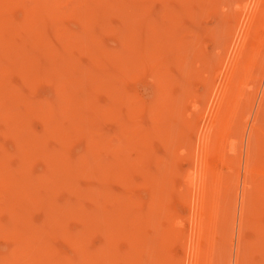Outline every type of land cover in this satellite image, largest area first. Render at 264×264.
<instances>
[{
  "label": "rangeland",
  "instance_id": "374dc122",
  "mask_svg": "<svg viewBox=\"0 0 264 264\" xmlns=\"http://www.w3.org/2000/svg\"><path fill=\"white\" fill-rule=\"evenodd\" d=\"M23 1H24V3H21V0L13 1V3H12L13 5L10 4L11 7L13 6L12 7L13 9L9 6V10H7V12H10L9 14L12 13L11 16H15L16 15L15 17H17V19L18 18L21 19L24 16L25 12H26L25 8H27L28 5H29V7L31 5H33L32 4L33 2L30 1V0H28L29 2L26 1V0H23ZM57 1H58V5L57 6H58L59 10H62V11H60V13L64 12L63 13L64 16L61 14L60 17H58V19H60V20H58V22L56 21L57 23H56L55 27L59 28V30L56 31L54 29V27H52L50 24L45 25L46 28L44 26H40V23L42 21L38 24L39 25L38 29L41 30L40 32L42 33L43 39H44L46 33H48L47 36H49L50 39L47 36L45 37L46 39H48L51 42L50 43L47 40V42H49L48 45L50 46L52 44V47L50 46V48H53V45H54V48L52 50H56L57 52L60 51L61 54H53V53H51L50 54L51 57H52V54H53L55 58L52 57V59H51L50 55H49V58L48 57L44 58L45 56L48 55V54L46 55L44 53V49H42V47L39 46V44L37 45V43H36V45H35V43H33L34 45H31L32 47H30L29 46L30 45L29 42L24 44L25 45V49L23 50V52L22 51L20 52V51H17V50H16V52L12 51V52H14V54H13L14 56H12L13 58H11V53H12L11 51H10V53L9 52L6 53L5 55L3 54L4 56L1 55L2 53L0 54V59H1L0 61L2 63H4L5 65H7L8 63H9L8 65H10V67L8 68V65L5 67V65L3 66L2 64H0V69L2 71V72H0V74L1 73L4 74V76L1 74V77H0V79L2 78V76L4 77V78H2V80H3L2 82L3 83L0 80V82L2 83V84H0V87H1V85L4 84V82L6 83V81H7V83H8V85L6 83L8 89L7 88H0L1 89L0 90L1 91L0 92V96H1L0 100H1V98L3 96L2 100H1L2 103L0 101V103H1L0 104V117L2 118V119H0L1 120L0 121V131H2V132H0V143H1L0 146L5 147V148L1 147L4 150L0 149V152H3V154L0 153V157H3L4 158L3 160H5L4 161V167L6 168L5 172H6V176H7L6 177L5 174H4L5 172L0 169L2 171V172L0 171V181L3 179V182L6 183V184H3L2 181L0 182V184L2 183L0 185V192H1L0 193V197H2V198H0V204H1L0 205V226L2 227V228L0 227V251H4V252L7 251V253H8V250H10V251H11V249L15 250L13 246H15V245L18 246L19 245L18 246L19 250H18V247L15 246V247H17V249L15 251L18 254L15 253V252L13 253V255L16 254L15 260H14V256L12 255V253H11V256L9 255L10 256L9 259H11L9 264H17V263L18 264H23V263L24 264H32L37 256H38L37 257L38 259H36V260H38V261H40V259H42V257H44V259H46V258L48 259L49 258L51 260L52 255H49V253L53 254V256L56 257V259L54 257V261H56V262L58 261V263H55V262H53V261L51 262L49 260V262L51 264H53V263H55V264H65L67 262L70 263V264H91V263H93V261L91 260L92 261L91 262L90 261L91 258L88 257V256H92V259H93L94 256H96L97 257L96 260L100 258L98 256V254H96L97 250L94 249L95 247L98 249V252L101 251L100 252L101 253L100 256L103 258V260L101 258L100 261H104L105 259L107 260V261L105 260V262H100L99 261L98 264L99 263L106 264V262H107V264H191L192 243H193V239H194L195 218H196L197 204H198L197 186H196V184L193 185V186H189L188 184H186V182L183 181L182 174H183V172H185L186 170H188L192 166V162H193V158L192 157H194V154L196 156V162H197V164L195 166L197 167V171H198V167H199L198 161L200 159L202 134L200 136L197 135V129L196 128L197 127L199 128L200 126H202V124H204V126H203L204 128H206L205 125H208L209 118L212 115V112H213L214 107H215V103L217 101L216 97H217L218 92L216 93L215 96L213 95V93H214V91L217 88L220 89V87L223 84V80H225V77H226L225 75H226V72H227V68L225 66L226 62L224 60L226 59V56H228V54H229V50H228L229 47L226 48V45H227L226 43L227 42L225 40H228V36L227 35H228V31H229L230 27H233L235 29L236 26H238L240 24V22H242V20L245 19L244 17H246L245 16V14H246L245 10H243L241 8H236V4L239 1H241V0H239V1H237V0H127V1L126 0H112V1L111 0H102L101 1L100 0V1H96L97 3L91 2L92 0L91 1L90 0H80V1L79 0H75V2H74V0H67V1L66 0H57ZM77 1H79V2H77ZM82 1H83V3H82ZM244 1H246V0H244ZM14 2H15L16 5H14ZM60 2H61V5L63 3L64 4L66 3L65 4L66 6H64V4H63V6H61ZM101 2H103V3H101ZM127 2H129V3H127ZM133 2L136 4V6L141 7V5H142V9L144 11L140 10L141 8L140 9L137 8V7L133 8L135 5L134 6H130V5L134 4ZM142 2L144 4H142ZM249 2H252V0L251 1L247 0V3L244 2V3L247 4L246 7L248 6L247 8H249V6H251ZM18 3H20V4H18ZM25 3L28 4V5L27 6L23 5ZM75 3H76V5H75ZM100 3L103 4V5H101ZM199 3H202V4H199ZM77 4L78 5L80 4L81 6L80 5L78 6ZM87 4H88V8H87ZM139 4H141V5H139ZM126 5H127V7H126ZM145 5H147L146 6L147 8L145 7ZM16 6H18V7H16ZM23 6L25 8H23ZM143 6L145 8H143ZM148 6H149V8H148ZM72 7H74V8H72ZM76 7H79L77 9L80 10V11L77 10V14H76V9H75ZM112 7H113V9H112ZM64 8H67V10L66 9L64 10ZM127 8H128V10H127ZM11 9H12V11H11ZM72 9L75 10L74 11L75 13L71 12ZM85 9L86 10L88 9V12ZM89 9H92L91 11H93V12L96 11L95 12L96 15L93 12L90 13ZM133 9L134 10L137 9L136 10L137 13H138V11L139 12L142 11V12H141V14L140 13L137 14ZM81 10L82 11L84 10L86 13H84V11L81 12ZM148 10H150V11H148ZM100 11H102V12H100ZM68 12H69V15H68ZM79 12H81V14ZM132 12L133 13L135 12L138 17L135 15V13L132 14ZM78 13H79V15H78ZM83 13H84V17H83ZM2 14L3 13H1V15H0V19L1 20L3 19V17H4L3 15H5V13L3 15ZM66 14L68 16H66ZM70 14H72V15H70ZM85 14L87 16H85ZM131 15H132V18H131ZM129 16H130V18H129ZM133 16L136 17L137 19L133 18ZM140 16H142V17H140ZM71 17H73V18H71ZM80 17L83 18L82 21L84 20L85 21L84 23L81 21ZM91 19H93V20L90 21ZM138 20L140 22L142 20V22L139 23ZM145 20H147V21H145ZM261 20H260V22L258 21V22L254 23L255 24L254 26L256 27V29L258 27H260L257 30H259V31L262 30L261 33H263V35L261 34V36L259 38L260 39L259 42H258V39H257L258 43L255 40L257 45L260 44L259 45L260 47H259L258 51H260L261 54H262V56H261L260 52H258V56H260L261 58L260 57H256L257 58L256 59L257 63L260 62L259 66H258V64H255L258 68L257 67L256 68L252 67L250 73L248 71L249 69L245 68V70H243L241 75H240L241 77L239 76L241 78L242 82L239 81L240 79L238 78V81H237L238 83H236V86L235 87L232 86L233 88H235V90H233L234 92L231 91L232 96L234 95V98L226 100L227 104H226V101H225V104L228 107H226V105H225L226 108H223V109H228V111L226 110L227 111V115H228L227 118H226L227 121H225V119H224V121L226 123L223 121V125L224 126L222 125V127L219 128V129H223V131L221 130V133L219 134V136L216 137V138L219 139V140L217 139L218 140L217 141L218 144L216 143V140L212 144V146L214 147V151H213L214 155L212 156V159L209 160L211 162L210 165L212 164L211 165L212 172H215V170H216L217 173L219 174V176L223 179V181L220 182L219 189H218L219 191L217 193L218 196H216V198L214 197V199H213V202H215L213 204V207H212L213 210L210 213L209 218H208V216L206 218V220L208 219L207 222L211 221L210 220L211 218L212 219L215 218L214 219L215 222L217 221L216 222V226H218L216 229H214V234H216V235H214L213 231H212L213 237L212 236L211 237L213 238V240H215V238H216V242L214 241L215 243H214V247L212 249V253L207 252L208 256H209L208 257V263L210 262L211 264H264V103H263L264 99H262V98H264L263 97L264 96V93H263L264 92L263 91L264 90V88H263L264 87V45H262V43H264V42H262V41H264V27H263L264 26V21H261ZM148 21H150V24H149ZM95 22H96V24H94ZM122 22H123V24H121ZM261 22L263 23V25H262ZM70 23H72V24H70ZM89 23H93V24H89ZM152 23H154V24H152ZM59 24H61V25H59ZM84 24H86V25L89 24L88 27H91L92 30L94 29L93 30L94 38L95 39L97 38L96 42L92 43L93 45H89L90 47L88 46V52L90 50V53L91 52L95 53V51L97 53V50H99V47L97 48V46L100 45L102 47L101 44H103V46H104L103 48L107 47V49H110L112 51V52L110 51V54H113V51H114V53H116L115 57H112V56H114V54L111 56L112 58H114V59L118 58V60L122 59L123 62H126V64H125L126 66H125L124 63H121L122 60L120 61V63L123 64L126 67V69L124 70L126 72H124L123 78L119 79V77L118 78L116 77V79H118L119 81H122V83L117 81V85L115 84V86H121L122 85L124 87V89L121 87L122 91L120 89L118 91L117 90L118 88L117 89L115 88L116 90L114 88H111L112 87L111 86L112 83H113V86H114L115 82L109 81V80H113V79H110V78L107 77L108 75L111 76V73L114 71V67H115V73H113V76H115L114 74H116L117 71L118 72L122 71L121 70L122 67H121V65H120L118 60H116V59H115L116 61L114 60L116 64H114L113 62H112V64H108L109 62L111 63V61H110L111 59H108V55H106V54H105V56H107V59H104L103 58L104 54L102 55V53H100V55H102L101 58L99 57L98 54H97L98 56L97 55L96 56L99 57L100 59L103 58L104 60L101 62L99 60V58H98L96 60V63H95L93 58L90 59L91 54H90V56H87V54L89 55V53L87 52V50L83 49L84 46L79 45L80 47L79 48L77 47L78 48L77 49L76 46L74 47V44H72L73 46L69 45L68 49L70 48V50H68V49H65L64 46L61 45V44H63L62 41H66V40L60 39L61 36H59V33H60V35L63 34L62 36L64 38L65 34H66L65 35V37H66L70 33L78 32L80 30V27H83ZM137 24H138V26H137ZM140 24H141V26H139ZM86 25L84 27H86ZM166 25H167V27H166ZM179 25H181V26H179ZM59 26L63 27V28H60ZM261 26H262V28H261ZM137 27H139V29ZM153 27H155V28L153 29ZM22 28L23 27H21L17 32H16L17 29L14 30L15 32H11L13 37L8 35L7 38L11 37L10 38L11 40L10 39H7V40L8 41L9 40L10 41L14 40V43H15V41L17 42L20 39L18 36L19 35L22 36L20 33H22V32H23L22 34L25 33L26 28H24V29H22ZM40 28H43V29H40ZM44 28L48 30L46 33H44ZM51 28H53V29L51 30ZM66 28H67V30L70 28V30H68V31H70V32H68V34H67V31H65ZM62 29H63V31H62ZM112 29L114 31H112ZM20 30H21V32H20ZM101 30H103V31H101ZM151 30L155 31V32L153 31V33H155V36H156L154 38V40L159 38L158 41L156 40L155 43H158V42L161 43L162 40H165V41H162L161 45L159 43H158L159 46L158 45L156 46V44H155L156 47L154 45H152L151 41L153 42V40L150 39V37H151V34L153 36V33L150 34V32H152ZM160 30H162V31L160 32ZM174 30H175V32H174ZM111 31H112V33H111ZM122 31H124V32H122ZM132 31H134L133 32L134 34L132 33ZM139 31H142L143 33L142 32L139 33ZM18 32H19V34H17ZM103 33H104V35H103ZM128 33H132L134 36L128 37L127 36ZM161 33H162V35H161ZM16 35H17V37H15ZM81 36L84 37V34L81 35ZM127 37H128L127 40H129V39L133 40L134 39L133 42L130 40V42H132L131 44L130 43L128 44V45H131L130 47H128L127 44H126V46H124V44H125L124 42H127L126 39H125ZM16 38H19V39H16ZM135 38H137V39L135 40ZM32 40H34V38L31 39V41H30L31 44H32ZM45 40H43V42H45ZM87 41H88V39H87ZM122 41H124V42H122ZM252 41H254V40H252ZM119 42L120 43L122 42L121 43L122 44V48H124V49L121 48V45L119 44ZM138 42H139V44H138ZM142 42L144 44H142ZM88 44H90V42H88L87 45ZM96 44H98V45L96 46ZM166 45H168V47ZM152 46L155 47L154 49H156V51H155L156 53L154 52V49H152L153 48ZM62 47L65 50L61 49ZM81 47H82V49H81ZM125 47H126V50H125ZM145 47H146V49H145ZM261 47H262V50L260 49ZM72 48H74V49H72ZM128 48H132V49H128ZM147 48L149 50H147ZM37 49L39 51V54L37 53L38 52ZM93 49H95V50H93ZM141 49L142 50L145 49V50H143L145 54H147L148 56H151V57H155V58L154 59L152 58L153 60L150 61V59H151L150 57H149L150 59H148L145 56V54L142 56L143 51H141ZM164 49H166V50H164ZM129 50L132 51V52H130ZM225 50H227V51H225ZM35 51H36V53L34 54ZM67 51L71 52V53H69V54H71L70 58H67V57H69V54H68ZM121 51H122V53H124V55L121 53ZM40 52H41V54H40ZM72 52L74 54H72ZM127 52H129V53H127ZM31 53L33 54L34 57H36L37 54L39 55V57L36 58L37 61L40 60V58H42L40 61H38L39 63H36L37 61L35 62L36 59H33L34 57L32 55H30ZM117 53H119V54H117ZM8 54H10V55H8ZM16 54L18 55V58H21L22 56L23 57L26 56L25 58H27V56H28V58L31 57V59L29 58V60H27L28 62L31 63L30 66L33 65V68H34V70H33V68H32V70H30V72L32 71L31 73H34L35 69H38L40 71L38 72L36 70L35 73L37 72V74L34 73V74H32V76H30L31 73H29V70H28V69H30V67L28 65L29 63L25 64L24 61L22 62L25 65H27L29 68L27 66H26L27 68L24 67L23 66L24 64L22 65V63H21V65L19 64L21 66L20 67L18 65V63H19L18 61L21 62L23 59L25 60V58L22 57L21 58L22 60H20V59L18 60L17 57L15 56ZM136 54H138V55H136ZM179 54L181 55V57H180ZM41 55H43V56L41 57ZM165 55L167 57H165ZM64 56H65V58H64ZM72 56H73L72 60L77 58L76 59V62H77L76 64L79 65V63H80V67L81 68L76 66L75 62H71L70 61ZM137 56H139L141 59L139 57H137ZM2 57L6 58V60L8 62H6V60L3 59ZM134 57H135V59H134ZM143 57H144V60L147 58L146 60H148V62L145 60V63H144V60L142 59ZM223 57H224L223 61L225 63L222 62V64H221V58H223ZM8 58H9V60H8ZM78 58H80V59H78ZM84 58H85V60H84ZM218 58L220 59V62H219ZM258 58H260V60L262 62L260 60H258ZM48 59H50V61H48ZM60 59H61V61H60ZM88 59H89V61H88ZM158 59H160V60H158ZM12 60H13V62H12ZM14 60L15 61L17 60V61L14 62ZM32 60H34V61H32ZM67 61H70L71 65L73 64L71 66L73 69L69 68L70 65L67 66V63H66ZM91 61H92V63H91ZM33 62L36 63V67L34 66ZM52 62L55 63V64H53ZM93 62H94V64H93ZM218 62H219V64H218ZM81 63L82 64L84 63L83 64L84 66L81 65ZM117 63L120 65L121 68H117L116 69ZM154 63H156V64H154ZM151 64H152V67H151ZM153 64H154V66H153ZM177 64H179L178 67H177ZM220 64H221L222 67L219 66ZM53 65L54 66L57 65V68L55 66V70L56 69L57 70L55 71L53 69L55 72L51 73L52 68L54 67ZM64 65L66 66L65 69H64V67H65ZM85 65H86V67H85ZM110 65H113V66H110ZM131 65L134 66V68H130ZM137 65H138V67H137ZM12 66H14V67H12ZM58 66H60V67L64 66V67H61L62 71L58 69V68H60ZM19 67L21 68V72L20 73H19V71H20ZM75 67H77V68H75ZM82 67H83V69H82ZM90 67H91V69H90ZM153 67H155V68L153 69ZM224 67L226 68L225 71H224ZM7 68L9 69V71H7ZM22 68L23 69L26 68V69L23 70ZM85 68L87 69V71L85 70ZM88 68H89V70H88ZM11 69H12L13 72L11 71ZM66 69H69V70H66ZM78 69H79V73L80 74L77 73ZM105 69H109V70L105 71ZM132 69H135L136 71H134ZM155 69L157 71H159L160 73L155 71ZM219 69L221 71V74H220V71H217ZM58 70H59V75H61L65 79L64 81L60 82V80H58L56 82L57 77L59 76V75H57L58 74ZM63 70H64L65 74L63 73ZM4 71H5V73H4ZM24 71H25V73H23ZM46 71H48V72L46 73ZM65 71H67V72H65ZM69 71H72V72H69ZM82 71H85V72H82ZM68 72H69V75H68ZM22 73L24 74L25 77L22 75ZM53 73H55L54 74L55 76L53 75ZM62 73L65 76H68V77H64ZM82 73H84V74H82ZM107 73H110V74L107 75ZM151 73L152 74L155 73L156 75L155 74L152 75ZM246 73L248 75L249 74L250 75L252 74V75L249 76L250 78L246 75V77H248V79L243 80L244 79L243 76H245ZM77 74H79V75H77ZM150 74L153 76V78H151L152 76ZM21 75L24 78H22ZM26 75H29L30 77L29 76L27 77ZM88 75H89V77H88ZM98 75H100V77ZM103 75L105 76V78H103L104 77ZM38 76L39 77L41 76L40 80H42V81L39 80ZM75 76H77V77L74 78ZM54 77L56 78V80H55ZM60 77H58V78H60ZM62 77L60 78L61 80H62ZM94 77H95L96 80L93 79ZM50 78H52V79H50ZM71 78H72V80H71ZM81 78H82V80H81ZM99 78H101L102 80L99 79ZM106 78H107L106 82H102L103 80L105 81ZM67 79H68V81H67ZM76 79L78 81H76ZM116 79L114 78V80H116ZM25 80H28L29 83L30 82L31 83L29 84ZM49 80H50V82H49ZM74 80H75L74 83L76 85L74 83H72V81H74ZM79 80H81V81H79ZM97 80H99V81H97ZM153 80H156L155 84H154ZM161 80H162V85H163V83L167 82L165 84L166 87H164V85L163 86L160 85L161 84ZM46 81H47V84L45 83ZM10 82H11V84H10ZM63 82H64V84H62ZM76 82H78V83H76ZM80 82L82 84H80ZM90 82H92L93 85H92V83L90 84ZM65 83H70V84L68 86V84L65 85ZM110 83H111V85H110ZM48 84H49V86H48ZM208 84H210V85H208ZM50 85H51V87H52V85L54 87H52V89H51ZM55 85L58 86V87L56 88ZM81 85H83V86H81ZM159 85H160L161 88L164 87L166 89H164V88L160 89ZM62 86H63V89L65 91L63 90L62 94H60L59 92L57 94L58 88L62 87ZM85 86H86V88H85ZM89 86H90V88H89ZM19 87H20V89H19ZM78 87H79V89L81 91L79 89H77ZM87 87H88V89H87ZM100 87H101V92L98 93V91H100V89H99ZM13 88L16 90V93L20 92L19 93L20 97H21V95L22 96L24 95V98L26 96V99L22 98L23 100L21 102V101H18L19 99L17 100L15 98H13L14 97L13 95H11V97H8V92L9 91H13L14 90ZM31 88H32V91H31ZM45 88H47V89H45ZM66 88L69 89L67 92H66V90H67ZM5 89H7L8 92ZM11 89H13V90H11ZM17 89H19V90H17ZM71 89H73V90L71 91ZM90 89H91V91H90ZM158 89H160L162 92H159L160 90L158 91ZM86 90H87V92H86ZM156 90H157V92L160 93L159 94L160 96L159 95L156 96L158 94V93L156 94ZM2 91H4V92H2ZM105 91H106V93H105ZM113 91H115V92H113ZM166 91H167V93H163V92H166ZM261 91H262L263 94L261 93ZM75 92H76L75 95L78 94V96H76V97L73 94ZM109 92H110V94H112V96L113 95H117L119 97V99H115V100L114 99L111 100V98L108 99ZM120 92L122 93V96H121ZM4 93L6 94V97H5ZM69 93L71 94V96H73V99H72V97L70 96ZM79 93H81V94L84 93V94L80 96ZM86 93H88V95H90V97ZM162 93H163V95H162ZM31 94H34L33 95L34 97ZM53 94H56V95L54 96ZM59 94L61 95V98H60ZM65 94H68V95H65ZM98 94H100V95H98ZM106 94H107V96H106ZM129 94H130V96L132 94L131 97L132 98H136V99H132L131 97H130V99H128L129 97H127V96H129ZM261 94H262V96H260ZM84 95H86V96H84ZM161 95L162 96L166 95V96L164 98H161ZM101 96H103L105 98H103ZM77 97H79L81 99H79ZM150 97H151V99H150ZM153 97H155L157 99L158 98L159 99H164L163 103L166 106H169V110H171V112L168 111L167 115L165 113V115H164L165 119H164V124L163 125H161V123L159 121L150 120L145 115H142V117H140L139 125L146 126L148 128H151L152 126L159 127V128L161 127L160 128L161 130L159 129L161 133L158 131L157 128H156V130L159 132V134L156 131L155 132L153 131L154 133L153 132H150V133L148 132L147 133L148 136H147L146 142H148V144H149L148 145L149 148H148L147 151H145L144 148L141 149V147H142L141 143L137 144L135 147H130L129 145H128L129 147L127 145H125L126 148H123L124 146L122 147V151L124 152V155L127 156V158L130 157L129 158L130 161H133V160L141 161V163H136V165L134 164L135 166L127 164L128 165V168H127L128 171L126 172L127 175H125L124 174L125 170L123 169L124 170L123 171L121 169V165L118 166L119 164H116V163H119V161L116 162L118 160L116 156L119 153L117 152V154H116V151L114 150L115 151L114 152L112 150V148H110V150H109L107 145H110L111 147L116 148V146L119 144L118 143L116 145L117 140H118L117 139L118 138V134H119L118 128L120 129L121 127L125 128L127 126H130V121L127 119V115L129 113V111H131L136 106L135 102L137 103V105H144V108L148 109L146 106L148 104H150L151 101L152 102L154 101L155 98H153ZM31 98H33V99H31ZM42 98H44V99H42ZM86 98H90V99L93 98V99L90 100V99H86ZM239 98H241V99H239ZM12 99L16 103V107H14L16 109L13 108V106H14L13 103L14 102H13ZM41 99H42V101H41ZM69 99H71V100H69ZM3 100L5 101L4 102L5 104H3ZM38 100L41 103V105L42 104L45 105V108H49V107H50V109L54 108L52 110L54 111L53 112L54 115H55L54 117H56V118L54 120V123H53L52 127L55 126L54 125V124H56L55 121H57V124L58 123L59 124L62 123V124H60V127H61V131L63 133L60 132L59 135H61V138L63 136H65V139L62 138V140L60 141V144H59L58 138L59 139H61V138L58 137L57 140H55L56 137H54V136L51 137V135L50 136L49 135H45L48 138L44 137L42 135V138H41V140H43L42 144H40L41 143L40 139L34 141V139L30 140L29 139L30 137H27V136H29V134L34 137L36 134H42L43 133L41 130H43V122L45 120V117H43L44 116L43 115L44 112H42L44 110H41L40 107H42L43 105L39 106ZM55 100H56V102H55ZM30 101L32 102V104L30 105L31 108L33 107V103L35 102V104L37 105V106L35 105V107H36V110H37L38 113L36 112L34 107L32 108L31 112L29 111V113H28L27 109L23 110L24 108H28L27 106L31 103ZM47 101H48V103H47ZM69 101H72V102L69 103ZM17 102H19V105L17 104ZM87 102L92 104V105L94 104V107H90L89 106V108H91V110H94V112H93L94 115H96V114H98V116L102 115V116H100V117H102V119L96 115L97 116V117H95V121L97 122L96 125H94L95 121L93 122V119L90 118L93 115L92 111L88 110L89 112L87 111V113H85L88 108H86L85 111H84L83 106L85 107V105H86L88 107ZM21 103H22V105H20ZM65 103L66 104L68 103V104L66 105ZM258 103H259V105H258ZM48 104H49V106H48ZM50 104H51V106H53L52 108H51ZM72 104L75 107V109L82 108L83 110L79 109L81 112L79 110H75L74 107L71 106ZM9 105H10L11 108L7 107ZM68 105H70L71 107L68 106ZM22 106H24L23 109H22ZM46 106H48V107H46ZM61 106H62L63 109H61ZM2 107H4L5 109L3 108L1 110ZM18 107H20V109L17 110ZM95 108H96V110H95ZM69 109L71 111H73V112L70 111L71 112L70 113L69 111H67ZM101 109L105 110L104 111L105 114L102 113L103 111L102 112L100 111L101 113L98 112ZM106 109H108L107 112H106ZM223 109H222V111H223ZM5 110H9V112L7 113ZM15 110H16V112H15ZM40 110H41V112H39ZM82 111L85 113L84 116L86 115L85 118H84L85 120L83 119V121H86V122H84L85 125H83L84 123L81 122L82 121L81 119L84 117V116L82 117V115H83ZM96 111H97V113H96ZM2 112L4 113L5 116L7 115L6 116L7 118H5V116L3 115ZM17 112H19V113H17ZM20 112H21V114H20ZM65 112L71 114L72 118H77V117L80 116L78 119H76V121H77V123L80 121L82 123V126H84V128L83 127L79 128V126L77 128V123H76V121H74L75 119L72 120V118L69 117L70 115H68L66 117V119L68 117L71 118L70 123L74 121L73 123H71V126H72V124H75L76 126L73 125V128L74 127L75 128L73 129L72 127H69V129L70 128L73 129V130H70V131H72L75 135H73V133H71L72 134L71 135L70 133L67 132V131H69L68 129H64V127L67 126V123L64 124V122H65L64 118H65V115L67 114V113L64 114ZM75 112L76 113L78 112V113H80L82 115L75 114L76 116L73 117L72 114H74ZM118 112L121 115H119L117 118H119L120 120L123 119V120H121L122 121L121 125H120L121 122L119 123V121H120L119 119L114 118V120H113V117L118 115ZM142 112L145 113V110H143ZM22 113L24 114L23 117H26V114L29 115V114L33 113L34 115L32 114L30 116L33 117V118L31 117L33 120L36 119L35 121L29 120L30 122L33 123L32 124L33 126L30 124L32 126L30 128L34 127L33 129H31V130H34V131L30 130V132H28L29 129H27L28 127L26 125L29 124V123H26V121H28V120H26V118H25V123L26 124L24 123V125H25V128L27 127L26 128L27 129L26 130L27 131V136L24 139L22 138L25 141V143L20 138V135H19V134H21L19 132L20 130L16 131L17 128L20 125H22V123L24 122V118L22 116H19V115H22ZM106 113H107V116H104V115H106ZM169 113H171L172 115L169 114ZM224 113H225V111H224ZM224 113H223V115H225ZM9 114L10 115L12 114V115L10 116ZM15 114L18 115V116H16ZM37 114H38V116H37ZM52 116H53V114H52ZM108 116H110V117H108ZM111 116H113V117H111ZM12 117L15 118V119H13ZM18 117H20L21 119L20 118L18 119ZM61 117H64V118L61 119ZM86 117H88L89 119L86 118ZM105 117H107V119ZM224 117H226V116H224ZM257 117H259V118H257ZM69 118L67 119V121L69 120ZM96 118L97 119L99 118L101 121H104V122H100V120L98 121ZM109 118H112V119H109ZM186 118L188 120L189 119H191V120L197 119V120H194V122H195V124L197 126V127H195L194 131H193V129L192 130H190V129L188 130L186 124L185 125L182 124L183 123L182 122L183 119L185 121ZM5 119H7V120H5ZM10 120H14V122L13 121L10 122ZM15 120H17V121H15ZM20 120H22V121H20ZM60 120H62V121H60ZM19 121H20L21 124L19 123ZM98 122L102 125V126L100 125L101 128H99V130L100 129L103 130V131L100 130V131H102V135H100V137H99L100 138L99 140H101L102 146H101V144H99L101 147L97 146V148H95V149H97L98 152H96V150L94 149L93 151H89L88 152V155L91 153L93 156H91V154L89 156H87L86 150L85 151L81 150V149H84L82 147V145L85 147L86 146L85 143H86L87 139L88 138L90 139V137H92V136L97 139V137H95V136H96V134H98V132L100 133V131L97 130L98 126H99ZM117 122L119 123V125H118ZM8 123L9 124L12 123V125L15 126V127L18 125V127L14 128L12 125L10 126ZM68 124H69V121H68ZM8 126L12 130L10 128H8ZM13 128L16 129V130H14ZM79 129H80V131H79ZM152 129H155V128H152ZM152 129H151V131H152ZM240 129H241V131H240ZM253 129H254V131H253ZM4 130L7 131V132L11 130L10 131L11 133L13 131L15 133V135L18 134V136H19L18 138L19 139L16 138L14 133L12 135L9 132L11 134L10 135L7 132H5ZM38 130H39V132H37ZM76 130H77V132L78 131L80 132V134L82 135L83 138L81 137V135L78 136L79 132L75 133ZM96 130L98 131L97 133H95ZM250 130H252L251 131L252 133L249 132ZM64 131H65V134H64ZM66 132L69 135H71L70 138L67 137L68 134ZM165 132H166V135L164 134ZM6 134H8V135H6ZM86 134H88V137H87ZM73 136H75V137H73ZM80 138L85 143L83 141H81ZM85 138H86V141H85ZM249 138H251V140H250L251 141V145H249L250 144L249 141H248ZM27 139H29V144H27L28 141L26 143ZM47 139H48V142H47V146H46V143L45 144H43V143H44V141L46 142ZM164 139H165V141H164ZM17 140H18V142H20V141L21 142L17 143ZM105 140H106V143L104 142ZM135 140H137V139H135ZM55 141L57 143H55ZM123 141H125L124 143H126V141L128 142V140H126V139L123 140ZM140 141H141V139H140ZM31 142H33L36 145H34L33 143H32L33 145L30 144ZM76 142H78L79 144L76 143ZM137 142L135 141L134 143H137ZM219 142H221L220 152H219V148H218L219 147ZM247 142H248V144H247ZM37 143H39L40 145L37 144ZM66 143H68V145ZM15 144H22V145H20V146L16 145L17 146L16 147ZM25 144H27V146L30 145V146H28L29 148L27 146H26V148H24ZM49 144H51L50 145L51 147L49 146ZM73 144H75V145H73ZM120 144H122V142H120ZM55 145L56 146H60V147H57V151H58L59 154H61V152H62L61 149H62L63 153L61 155L62 156L65 155L66 159H68V158L70 159V157H71V161L70 160L69 161L72 163V160H73V163L75 164V166H78V167L72 168V169H75L74 172H72V173H76L77 174V175L73 174L74 178H75V176H77L79 178L80 175L78 173L81 174L82 178L80 177L78 179L76 177V179H78V181H79V182L77 181L78 183L76 182V184H77V186L80 185L79 187H76V184H75L74 180H73V183H71V181L73 179V177H72V179L70 178L71 176L69 177L71 179V181L68 180L70 183L67 182L66 179L68 178V175H65L64 172L57 173L58 175L55 174L54 177H53V175H51L49 173V170H48L47 167L50 168V166L52 165L54 160L49 158L50 156L48 155V153L50 152V149H52L51 151L56 150L55 149L56 148ZM44 146L46 148H44ZM19 147L20 148L22 147L23 149L21 148L22 149L21 150ZM64 147H66V148H64ZM6 148H8L9 150H7ZM33 148H35V149H33ZM48 148H49V150L45 151V149H48ZM17 149H19V151H18L19 153H17ZM24 149H25V151H26V149H29V151L30 150L31 151L30 152L29 151L25 152ZM37 149L41 150L42 152L38 150V153H34L33 150L37 151ZM59 149H60V152H59ZM120 149H121V147H120ZM66 150H68L69 152L66 151ZM5 151H8V152H6V154L9 157H7V155L5 154ZM20 151H21V154H20ZM43 151H45V152H43ZM64 151H66V153ZM32 152L37 157L32 155ZM67 152L69 154L71 153V156H69V154ZM25 153L26 154L27 153H31L30 156L31 157L33 156L32 157L33 159L29 155L28 156L30 158H26V154ZM93 153H95V154H93ZM96 153H97V155H96ZM219 153L221 154V157L219 156ZM18 154H20V157H19ZM41 154H43V155H41ZM59 154H57V155L59 156ZM72 154L73 155L76 154L75 158L76 157H78V158H76V159L73 158ZM77 154H81V155H83V154L85 155L86 154L85 156H87L86 157V163H87L88 168H89L90 171L86 170V172L83 173V176H82V173L79 172V171H82V170H80V164H78L80 155L77 156ZM120 154H122V152ZM1 155H3V156H1ZM11 155H13V156H11ZM22 155H23V157H21ZM217 155H218V157H217ZM10 156L12 158H10ZM43 156L45 158H43ZM47 156H48V158H46ZM5 157H7V159ZM219 157H220V159H219ZM36 158H39V159H36ZM221 158H222V160H221ZM10 159H11V161H10ZM28 159H30V162H29ZM45 159H47V160L49 159V161H47ZM77 159H78V161H77ZM88 159H90V162H89ZM6 160H7V162L10 165L6 162ZM21 160H23V161H21ZM24 160H25V163H24ZM35 160H38V161H35ZM45 161L47 162V164H46ZM75 161H77V162H75ZM95 161L97 163L100 161L102 164L103 163L105 164L107 162L108 163L112 162V164H108L107 165V166H109V165L111 166L112 165L110 167V169H109V172H107L108 170H106L104 168V171H106L108 173L107 175L109 177V178L105 179L106 181L100 178V176L102 174H101V172L96 170V168L97 167L99 168V166H97ZM32 162H34V163H32ZM50 162H52V163H50ZM54 162H56V158H55ZM93 162L95 163V165L93 164ZM22 163H24V164H22ZM48 163H50V166H49ZM7 164H8V167L6 166ZM74 164H72V165H74ZM11 165H12V167L14 165V167H13L14 171L13 172H11L12 171V167H10ZM15 165H18L19 168L18 167L16 168ZM21 167H23V168H21ZM26 167H27L28 170L26 169ZM29 167L31 168V170H30ZM126 167H123V168L126 169ZM9 168H10V170H9ZM42 168H43V170H42ZM108 168L109 167H107V169ZM193 168H195V167L193 166ZM15 169H16V171H15ZM22 169H24L25 172H23L24 170H22ZM3 170H4V168H3ZM19 170H22V171L20 172ZM38 170L39 171L42 170V171H40L41 173L46 170L45 172H43L44 176H43V173L40 174ZM29 171H31V173L32 172L33 173L31 174V173H29ZM9 172H10L11 176H8V175H10ZM17 172H18V174H16ZM89 172H91V173H89ZM122 172H123V175H125L123 177L120 176V174ZM13 173H14L15 176L13 175ZM35 173L36 174L39 173L40 175L39 174L36 175ZM45 173L49 177V179H44L45 183H39L38 182V180H39L38 177L39 176H43V178H44L45 177ZM72 173H70L69 175H72ZM23 174H24V177L21 178V175H23ZM26 174H28V175H26ZM60 174L63 175L64 177L63 176H59ZM25 175H26V178H28L30 176L29 178H31V179H33L34 176L35 177L37 176L36 177V178H38L37 180L31 181V182H33V184L35 186H37L38 183L40 185V187L38 185L37 187L33 188L34 186L32 184L31 189H33L34 193H32L33 192L32 190H31L32 192L27 191V189H26L27 182H25V179H26ZM88 175H91V176L88 177ZM12 176H13V178H12ZM56 176H59V178L56 177ZM126 176H128V177L125 178ZM4 177H6V178H4ZM14 177H16V178H14ZM52 177H53V179H52ZM50 178H51V180H53V183L50 180ZM64 178H66L65 179L66 181L64 180ZM4 179H6V180H4ZM61 179H63L67 183L64 184V181H63L62 182L63 185L61 183L59 184V180L62 181ZM15 180L21 181V185L22 186L17 184V186H19V188H17V186H16V188L18 190H15L13 192H12V189L14 190L15 188L11 187V185H8L10 190L8 188L6 189V187H8V186H6L8 183L12 184V182H15V184L14 183L13 184L16 185V181ZM89 180H90V182H89ZM36 182H37V184H35ZM42 184H45V185H42ZM56 184L58 186H56ZM67 184L69 186H71L72 184L73 185L70 188H68ZM91 184L94 185V186H92ZM215 184H218L216 182V180H215V182L212 181L211 182V187L214 188ZM59 185H60V187H59ZM51 186H52V189H51ZM104 186H105V188H104ZM22 187H23L24 191H23ZM28 187L30 188L29 185L27 186V188ZM84 188H85V192L83 191ZM88 188H91V189L94 188L95 192L92 193V194L91 193H86ZM1 189L3 191H1ZM20 189H21V191H20ZM97 189H99V190H97ZM125 189H126V191H125ZM8 190L11 191V194H10V192ZM76 190H77V192H76ZM18 191H20V192L18 193ZM25 191H26V193H25ZM36 191L39 192L38 195H37L38 197L32 198V197L35 196L33 194H36ZM189 191L191 192L190 200H189ZM3 192H4V195L2 194ZM14 192H16L19 195H21V197L20 196L18 197L19 200L17 199L19 202L17 200H15V196L17 198L18 194L15 195ZM78 192L80 194L83 192L81 194V197H80V195H78ZM107 192L108 193H112L114 195H118V194L124 195L125 192H126V195L127 196L130 195V197H131V199L133 201V203H132V205L130 207V210H131L132 214L134 215V217H132L131 213H130L131 215H129V216H131L130 218H133L134 222L129 223V224L127 223L130 218L126 215V213L124 211L119 212V213L115 214V216H114L115 222H124V225L122 224L124 230H122V231L116 230V232L113 230L114 233H116V234L118 233V234L121 235L120 236V235L117 234V236H118L117 238L115 236L114 237L112 236L114 233H112L111 228H110V230H111L110 231L109 228L107 227L108 226L107 214L109 213V210L114 208V207L112 208V206L115 205L114 203H116V198H113V197L112 198H108L105 195ZM20 193H22L23 195L20 194ZM30 193H31V195H30ZM40 193H42V194H40ZM51 193H54V194H51ZM60 193H61V195H60ZM9 194L11 196H9ZM26 194H28L29 196L28 195L26 196ZM50 194H51V196H50L51 198L49 197ZM103 194H104V197L106 199L104 197H102ZM209 194L211 195L212 191ZM39 195H40V197H42V196L43 197L44 196L47 197L48 196L47 200L44 199L43 197L42 198L44 199V202L46 200V202H48L49 204L51 203L50 201H48L49 199L50 200L52 198L55 199L56 196H57L56 199L59 197V199H61V201H59L58 199L55 200V201L52 200L53 202L50 205H48V206L53 205V206H51V208L54 209L55 211H56L55 208H58V207H56L58 205H63V203L65 205V203H66L65 206H67V202L64 201L66 199H70V200H67L68 202H70L69 204H71L72 202H75L74 204H76L77 206L72 203L71 206L74 207V209H72V207L68 204V206H69L68 208H69L70 212L68 211V208H66L64 206L63 207L61 206V208H62L61 211L59 210L60 209L59 208V209H57L56 212L53 211L54 213H51L50 210H48V209L44 210L43 209V207H44L43 206L44 205L43 202H42L43 204L41 203V204H39V206L36 204V202H35L36 200L35 199L38 198L37 202H39V199H40ZM52 195H54V197ZM83 195H84V198H83ZM88 195H90L89 196L90 198L86 197ZM10 197L12 199L9 200ZM101 197L103 199H105V200L102 201ZM42 198H41L40 201H43ZM63 198H65L63 200L64 202L62 201ZM5 199L6 200L8 199V200L6 201ZM20 199H22V200H20ZM25 199H27V201ZM30 199H32V200L29 201ZM74 199H76V200H74ZM242 199H243V202H244L243 208H241V206H240V202H242L241 201ZM2 200H4V201H2ZM13 200H14V202H13ZM208 200H209V198H208ZM210 200H212V199L210 198ZM28 201H29V203H28ZM151 201H153V203H155L154 209L151 208L150 205H149ZM30 202L31 203L35 202V203L31 204ZM22 204H23V207H22ZM29 204L32 207H30ZM208 204H210L209 201H208ZM4 205H5V207H4ZM10 205L11 206L14 205V206H12L13 208H11ZM24 205L26 206V209H25ZM40 205H42V208H40ZM81 205H82L83 208L80 207ZM98 205L102 206L103 209L101 207H99ZM28 206H29V208H28ZM84 206H85L86 209L84 208ZM93 206H96L95 209H93ZM97 206H98V208H97ZM20 207H22L23 209L20 208ZM33 207H34V209L32 210ZM77 207L78 208L80 207V209H78ZM104 207H106V208L108 207L107 211H106V209ZM208 207L210 208V205H208ZM3 208H5V209H3ZM8 208H9V211H8ZM36 208H37V210L35 211ZM45 208H47V206H45ZM64 208H66L67 209L66 211H68L72 215H70L67 212L66 215L69 214L70 216H65V211H64L65 209ZM70 208H71L72 212L74 210V212H73L74 214L71 212ZM10 209H14V210L12 211ZM39 209H42V211L39 210ZM75 209H78V213H77V210L75 211ZM82 209H85L86 211H84ZM104 209H105L104 213H105L106 218L104 217V213L100 211V210L104 211ZM17 210H19V211H17ZM28 210H29V212H28ZM10 211H12L13 213L10 212ZM21 211H23L25 213V215H23L24 213L21 214L22 213ZM25 211L28 212V213L26 214ZM63 211H64V215H63V213H61ZM81 211L82 212L84 211V212L82 213ZM95 211L103 213V214L97 213V215L99 214V217H96ZM29 213H30L31 217H30V215H28ZM79 213H81L80 216H79ZM8 214H9V216H7ZM13 214H15V215H13ZM17 214L19 215V217H18ZM54 214H56V215H54ZM20 215H22L21 217H23V218H27V216H28L27 219H32V220H34L33 222H37V221L40 222L41 221V226L40 225L39 226L40 227L43 226L42 228H44L43 231L40 234L41 236H39V235L36 236L39 232L36 235L34 234L36 232L34 230V228L36 229L35 226L39 227L38 225H36L37 223H33V222L31 223L32 220H30V222H29V220L27 221V219H23V218H22V220H20L19 219V218H21ZM89 215H92L93 217H95L96 219L98 218V219L97 220L95 218L93 219V217H91V219H90ZM188 215H192V219L187 218ZM12 216L14 217V219H13ZM15 216H17V217H15ZM47 216H49V217H47ZM83 216H85V217H83ZM52 217H54V219H56V220H54ZM58 217H60V218L58 219ZM109 217L111 218L110 215L108 216V219H109ZM44 218H46L45 220H47V218H48V220L53 219L54 221H52V222H55V223H52L51 221L48 223V222L44 221ZM81 218L84 220L85 223L81 222L82 221ZM103 218L105 219L106 223H104ZM185 218H187V219H185ZM16 219L18 220V222H16L17 221ZM89 220H90V222H91V220H93V223H95V225L94 224L91 225L92 222H91V224H87V223H90ZM9 221H11V222L14 221V223L13 222L11 223ZM58 221H59V223H58ZM60 221H61L62 225H61ZM21 223H23V225ZM29 223H31V224H29ZM47 223L50 224V225H48ZM32 224H33L34 228L32 227ZM43 224H45L46 226L43 225ZM86 224H87V226H86ZM240 224H241V226H238ZM51 225L52 226L54 225L53 229H52ZM20 226L21 227L23 226V227L21 228ZM9 227H11V228H9ZM16 227H18V230L16 229ZM30 227L33 228V230L32 229L29 230ZM61 227L63 229L65 228L66 231H65V229L64 230L61 229ZM83 227H84V229H83ZM3 228H5V229H3ZM42 228H41V230H42ZM75 228H77V230H79V232H80V230L82 228L83 231L80 232L81 233L80 235L77 234L79 232ZM129 228L131 229L130 230L131 233L129 231H127V230H129ZM58 229L61 231L60 234H58V232H57ZM132 229H134V230H132ZM23 230H25V231H23ZM37 230H38V228H37ZM87 230H88V232H87ZM29 231H32L33 233L32 232H30V233H32V235H35L36 237L35 236L32 237V235L29 234ZM44 231H46V232H44ZM48 231H49V233H48ZM27 232H28V234H27ZM105 232H107V233H105ZM119 232H121V233L125 232V235H123V233L121 234ZM126 232H127V234H126ZM128 232H129V234H131V236L128 235ZM18 233H19V236H18ZM43 233L44 234L46 233L45 237H44ZM53 233L56 236H54ZM84 233H85V236H84L85 239H83L84 237L82 236ZM103 233H105L106 235L107 234H111V236L110 235L107 236V237L110 236L109 239L111 237L113 238V240L116 238L113 241V243L110 244V246L106 245L107 246L106 249H105V246H104L106 244V240L104 241V239H106V238L103 237V236H105V234H103ZM179 233H183V234H179ZM42 234H43V236H42ZM72 234H74V235H72ZM50 235L51 236L53 235L52 236L53 238H50L51 237ZM59 235H61V237ZM181 235H183V238H185L184 236L187 237L186 248H185L184 243H182L181 240H180V236ZM20 236L24 237V238L22 239ZM47 236H48V238H46ZM57 236H59V238ZM68 236H72L70 238L71 239L73 238V240L66 239V238H69ZM11 237H13V238L11 239ZM28 237H29V239H28ZM30 237H31V239H30ZM41 237H44L45 239L44 238L43 239L45 241H46V239H49V238L51 240H49L48 242L47 241L45 242V241L42 240V243L44 244V245H42V243L40 244L41 241H38V239L40 240ZM54 237L55 238L57 237V238L55 239ZM74 237L75 238L77 237L76 238L77 241H76V239ZM155 237L157 239V242H156ZM32 238H34V239H32ZM86 238H87L88 241H84V240H86ZM20 239H22V240H20ZM102 239H103L104 242L102 244H100ZM163 239L165 241H163ZM12 240H13L14 244H13ZM17 240H18V242H17ZM23 240L24 241L26 240V241L22 243ZM34 241L35 242L37 241L38 243H35ZM26 242H27L28 245L26 244ZM28 242H31L30 245H29ZM63 242H65V243H63ZM82 242H84V244L88 243L86 245L87 249H84L85 252H83L84 251L83 249H82L83 251L81 250L83 252L84 256L82 255V252L80 251V249L82 247L83 248L85 247V245H83ZM46 243H47V245H46ZM71 243H73L72 249H71V245H72ZM80 243L83 246L82 245L80 246ZM32 244H34L35 246L32 245ZM48 244H50V246ZM74 245H76V246H74ZM88 245H89V247H88ZM28 246L31 247L32 249L35 248L36 252H37V250H39V252H37V253L40 256L37 255V253H35L34 250H31V248H29ZM38 246H41V247L38 248ZM51 246H52V248H51ZM45 247H48V248H45ZM100 247H104V248H100ZM111 247L113 249L112 252H110V250H112V249H110ZM41 248H45V249H48V250L43 249L44 252H42ZM88 248L91 249L90 250L91 253H90V251H87ZM114 248H115V250H114ZM25 249H26V251H25ZM50 249L53 251V253L51 251L47 252ZM76 249H78L80 253H78V250H76ZM29 251L31 252V254L29 253ZM45 251H46V253L48 255H46ZM54 251H56V253ZM73 251H77V252L74 253ZM21 252H22V254H21ZM26 252L28 254H30V255L26 254ZM60 252L63 253V254H61ZM105 252H106V254L104 255ZM109 252L112 253V254L110 255ZM126 252H128V254ZM32 253H34L35 255H33ZM43 253L45 255L42 256ZM102 253H103V255H102ZM149 253H150V255H149ZM108 254H109V256H108ZM22 255H26L25 256L26 258L25 259L24 258L20 259L21 257H23ZM27 255L29 257L34 258V259L32 260V258L31 259L28 258ZM63 255H64V257L66 255V258H68L67 256L69 255V257L72 260L70 258H68V259L64 258ZM74 255L77 256V257H75ZM86 255H87V257H86ZM103 256H105V257L108 256L107 257L108 259L107 258L104 259ZM17 257H19V258H17ZM58 257L61 258L60 259L61 261L59 259L57 260ZM88 258H90V259L88 260ZM44 259L41 260L42 263L45 261ZM182 259H183V261L181 262L180 260H182ZM16 260H18V261H16ZM36 260H35V262H37ZM52 260H53V258H52ZM178 260L180 262H178ZM35 262H34V264H35ZM45 262L47 264L48 260H46ZM81 262H83V263H81ZM89 262H91V263H89ZM95 262H97V261H94V263ZM39 263H37V264H39Z\"/></svg>",
  "mask_w": 264,
  "mask_h": 264
},
{
  "label": "bare ground",
  "instance_id": "6f19581e",
  "mask_svg": "<svg viewBox=\"0 0 264 264\" xmlns=\"http://www.w3.org/2000/svg\"><path fill=\"white\" fill-rule=\"evenodd\" d=\"M13 1H15V0H0V15H1V13H5V15H3L4 17H3V19L1 20L0 19V54L1 55H5L6 53H10V51L12 52V51H14V52H16V50L17 51H22L23 52V50L25 49V43H27V42H29L30 43V47H32L31 45H34L33 43H35V45H36V43H37V45L39 44V46H41L42 47V49H44V53L47 55V56H45L44 58H49V55L51 54V53H53V54H61V52L59 51V52H57L56 50H52L53 48H54V45H53V48H50V46L52 47V44L49 46L48 45V43L50 42L48 39H46L45 37L48 35V33H46L48 30L47 29H45L46 28V26L45 25H47V24H50L52 27H54V29L57 31V30H59V28H56L55 27V25H56V23L58 22V20H60V19H58V17H60V15L62 14L63 16H64V12L63 13H60V11H62V10H59V8H58V1L57 0H30V1H32L33 3V5H31L30 7H29V5L28 4H23V5H28V7L27 8H25L24 6H23V8H25L26 9V12H25V14H24V16L20 19V18H18L17 19V17H15V16H11V14H9L10 12H7V10H9V6L11 7V5L10 4H12L13 3ZM18 1V0H17ZM23 0H21V3H24V1L22 2ZM26 1H28V0H26ZM67 1V0H66ZM80 1V0H79ZM79 1H77V2H79ZM91 1V0H90ZM95 1V2H94ZM96 1H100V0H92L91 2H93V3H97ZM102 1V0H101ZM112 1V0H111ZM127 1V0H126ZM237 1H239V0H237ZM248 1H251V0H248ZM29 2V1H28ZM27 2V3H28ZM74 2H75V0H74ZM191 2V1H190ZM204 2V1H203ZM244 2H246L247 3V0L246 1H244V0H241V1H239L237 4H236V8H241V9H243V10H245L246 11V14H245V16L246 17H244L245 19H243L242 20V22H240V24L238 25V26H236V28L234 29L233 27H230V29H229V31H228V40H225L227 43V45H226V48H228L229 47V54H228V56H226V59L223 61V59H224V57L223 58H221V64H222V62L223 63H225V66H226V68H227V72H226V77H225V80H223V84H222V86L220 87V89H218L217 87V89L214 91V93H213V95L215 96L216 95V93L218 92V94H217V97H216V99H217V101H216V103H215V107H214V110H213V112H212V115L210 116V118H209V121H208V125H205L206 126V128H204L203 126H204V124H202V126H200L199 128L196 126V124H195V122H194V120H197V119H194V120H191V119H187L186 118V120L184 121V119H183V123L182 124H186V126H187V128H188V130L190 129V130H192L193 129V131L195 130V127H197L196 129H197V135H201L202 134V141H201V152H200V159H199V161H198V164H199V167H198V171H197V167L195 166L196 164H197V162H196V156H195V154H194V157H192L193 158V162H192V166L188 169V170H186L185 172H183V174H182V178H183V181H185L186 182V184H188L189 186H193V185H195L196 184V186H197V199H198V204H197V212H196V218H195V228H194V239H193V243H192V257H191V264H211L210 262L208 263V253L207 252H209V253H212V249H213V247H214V243L216 242V238H215V240H213V234H214V229H216L218 226H216V222H215V218L214 219H210L211 221H208L207 222V220H206V218H207V216H208V218H209V216H210V213L212 212V210H213V204L215 203V202H213V199H214V197L216 198V196H218V189H219V185H220V182H222L223 181V179L219 176V174L217 173V171L215 170V172H212V167H211V165H210V159H212V156L214 155V153H213V151H214V147L212 146V144L214 143V141L216 140V143L218 144V138H216V137H218L219 136V134L221 133V130L223 131V129H219L220 127H222V125H223V121H224V119H225V121H227V111H228V109H223V108H226V107H228L226 104H227V101L226 100H228V99H232V98H234V95L232 96V93H231V91L232 92H234L233 90H235V88H233V87H235L236 86V83H238L237 81H238V78L240 79L239 81H241V73H242V71L243 70H245V68H248L249 70V73H250V71H251V69H252V67L253 68H256L257 66L255 65V64H258V66H259V63L260 62H258L257 63V61H256V57H260V56H258V52H260V51H258L259 50V45H257V43L260 41V36H261V34L263 35V33H261V31H259V30H257V29H259L260 27H258L257 29H256V27L254 26L255 24V22H260V20L261 21H264L263 19H264V0H252V2H249L250 3V5L251 6H249V8H247L246 7V3H244ZM73 3V2H72ZM81 3V2H80ZM82 3H83V1H82ZM101 3H103V2H101ZM100 3V4H101ZM127 3H129V2H127ZM134 3V2H133ZM141 3V2H140ZM177 3V2H176ZM18 4H20V3H18ZM64 4V3H63ZM63 4L61 5V2H60V5L61 6H63ZM66 4V3H65ZM64 4V6H66ZM122 4V3H121ZM126 4V3H125ZM142 4H144L143 2H142ZM153 4V3H152ZM199 4H202V3H199ZM216 4V3H215ZM13 5V4H12ZM14 5H16L15 4V2H14ZM69 5V4H68ZM75 5H76V3H75ZM74 5V6H75ZM78 5V4H77ZM80 5V4H79ZM78 5V6H79ZM93 5V4H92ZM101 5H103V4H101ZM135 5V6H134ZM139 5H141V4H139ZM206 5V4H205ZM20 6V5H19ZM22 6V5H21ZM70 6V5H69ZM72 6V5H71ZM81 6V5H80ZM90 6V5H89ZM94 6V5H93ZM97 6V5H96ZM95 6V7H96ZM129 6V5H128ZM130 6H134L133 8H135V7H137V8H141L140 10H143L142 9V5H141V7H139V6H136V4L134 3L133 5H130ZM129 6V7H130ZM147 5H145V7H146ZM13 7V6H12ZM11 7V8H12ZM16 7H18V6H16ZM60 7V6H59ZM98 7V6H97ZM126 7H127V5H126ZM125 7V8H126ZM144 6H143V8H145ZM192 7V6H191ZM62 8V7H61ZM68 8V7H67ZM67 8H64V10L66 9L67 10ZM72 8H74V7H72ZM77 8H79V7H76L75 9H76V14H77ZM86 8V7H85ZM87 8H88V4H87ZM91 8V7H90ZM100 8V7H99ZM120 8V7H119ZM132 8V7H131ZM147 8V7H146ZM148 8H149V6H148ZM181 8V7H180ZM13 9V8H12ZM12 9H11V11H12ZM112 9H113V7H112ZM205 9V8H204ZM15 10V9H14ZM13 10V11H14ZM86 10V9H85ZM90 10V13L91 12H93V11H91L92 9H89ZM95 10V9H94ZM127 10H128V8H127ZM134 10V9H133ZM136 10L137 9H135L134 11L136 12ZM147 10V9H146ZM145 10V11H146ZM151 10V9H150ZM150 10H148V11H150ZM196 10V9H195ZM24 11V10H23ZM69 11V10H68ZM75 10L74 9H72V13H75L74 12ZM78 11H80V10H78ZM84 11V10H83ZM82 10H81V12H83ZM87 12H88V9L86 10ZM144 11V10H143ZM171 11V10H170ZM81 12H79L80 14H81ZM96 12V11H95ZM95 12H93V13H95ZM98 12V11H97ZM100 12H102V11H100ZM134 12V13H135ZM142 12V11H141ZM141 12H139L138 11V13H140L141 14ZM147 12V11H146ZM152 12V11H151ZM178 12V11H177ZM206 12V11H205ZM66 13V12H65ZM79 13H78V15H79ZM84 13H86L85 11H84ZM84 13H83V17H84ZM133 12H132V14H134ZM137 13V12H136ZM136 13H135V15H136ZM137 13V14H138ZM172 13V12H171ZM101 14V13H100ZM130 14V13H129ZM143 14V13H142ZM68 15H69V12H68ZM67 14H66V16H68ZM70 15H72V14H70ZM93 15V14H92ZM95 15H96V13H95ZM94 15V16H95ZM99 15V14H98ZM97 15V16H98ZM134 15V16H135ZM149 15V14H148ZM147 15V16H148ZM81 16V15H80ZM85 16H87L86 14H85ZM91 16V15H90ZM100 16V15H99ZM124 16V15H123ZM133 16V18H136V17H134ZM137 16V15H136ZM163 16V15H162ZM197 16V15H196ZM2 17V16H1ZM138 17V16H137ZM140 17H142V16H140ZM263 17V18H262ZM66 18V17H65ZM69 18V17H68ZM71 18H73V17H71ZM76 18V17H75ZM88 18V17H87ZM95 18V17H94ZM97 18V17H96ZM123 18V17H122ZM129 18H130V16H129ZM131 18H132V15H131ZM148 18V17H147ZM80 19H81V21H82V17H80ZM89 19V18H88ZM137 19V18H136ZM135 19V20H136ZM146 19V18H145ZM93 19H91L90 21H92ZM125 20V19H124ZM130 20V19H129ZM132 20V19H131ZM143 20V19H142ZM142 20H141V22H142ZM148 20V19H147ZM147 20H145V21H147ZM42 21V22H41ZM57 21V22H56ZM70 21V20H69ZM73 21V20H72ZM103 21V20H102ZM139 21V20H138ZM164 21V20H163ZM41 22V23H40ZM78 22V21H77ZM83 23L85 22L84 20L82 21ZM127 22V21H126ZM140 21H139V23H141ZM144 22V21H143ZM149 22V24H150V21H148ZM155 22V21H154ZM40 23V26H44L45 28H44V33H46V35H45V37H44V39H43V37H42V33L40 32L41 30H39L38 29V24ZM44 25H43V24ZM100 23V22H99ZM132 23V22H131ZM137 23V22H136ZM135 23V24H136ZM262 23V22H261ZM260 23V24H261ZM70 24H72V23H70ZM89 24H93V23H89ZM88 24V25H89ZM94 24H96V22L94 23ZM98 24V23H97ZM121 24H123V22L121 23ZM147 24V23H146ZM152 24H154V23H152ZM172 24V23H171ZM59 25H61V24H59ZM86 24H84V26H85ZM88 25H86V27H80V30L78 31V32H76V33H70V34H68V32H70V31H68V30H70V28L67 30V28L65 29V31H67V36L65 37V35H64V38H63V34L62 35H60V33H59V36H61V38L60 39H63V40H66V41H62V43L63 44H61L62 46H64V48L65 49H68V47H69V45H71V46H73L72 44H74V47L76 46V48L78 47H80L79 45H82V46H84V48L83 49H85V50H87V52H88V46L89 45H93L92 43H94V42H96V40H97V38L95 39L94 38V33H93V30L91 29V27H88ZM168 25V24H167ZM167 25H166V27H167ZM262 25H263V23H262ZM124 26V25H123ZM137 26H138V24H137ZM139 26H141V24L139 25ZM145 26V25H144ZM153 26V25H152ZM179 26H181V25H179ZM21 27H23L22 29H24V28H26V30H25V33L24 34H22V33H20L22 36H18L19 38H16V39H19L17 42L15 41V43H14V40L13 41H10L11 39V37H9V38H7V36L9 35V36H12V33L11 32H15L14 30H16V32L21 28ZM60 27V26H59ZM66 27V26H65ZM72 27V26H71ZM107 27V26H106ZM146 27V26H145ZM151 27V26H150ZM173 27V26H172ZM264 27V26H263ZM60 28H63V27H60ZM104 28V27H103ZM138 29H139V27H137ZM148 28V27H147ZM155 27H153V29H154ZM161 28V27H160ZM175 28V27H174ZM179 28V27H178ZM261 28H262V26H261ZM40 29H43V28H40ZM53 28H51V30H52ZM92 31H91V30ZM150 29V28H149ZM148 29V30H149ZM170 29V28H169ZM228 29V28H227ZM46 30V31H45ZM50 30V29H49ZM50 30V31H51ZM75 30V29H74ZM142 30V29H141ZM24 31V30H23ZM43 31V30H42ZM54 31V30H53ZM61 31V30H60ZM62 31H63V29H62ZM72 31V30H71ZM101 31H103V30H101ZM109 31V30H108ZM107 31V32H108ZM112 31H114L113 29H112ZM112 31H111V33H112ZM117 31V30H116ZM150 31V30H149ZM152 32H150V34L151 33H153V31L154 30H151ZM162 30H160V32H161ZM177 31V30H176ZM20 32H21V30H20ZM122 32H124V31H122ZM130 32V31H129ZM134 31H132V33H133ZM137 32V31H136ZM140 32H142V31H139V33ZM145 32V31H144ZM155 32V31H154ZM166 32V31H165ZM174 32H175V30H174ZM173 32V33H174ZM11 33V34H10ZM100 33V32H99ZM126 33V32H125ZM124 33V34H125ZM132 33H128V37H130V36H134ZM143 33V32H142ZM14 34V33H13ZM17 34H19V32L17 33ZM84 34V37L83 36H81V35H83ZM106 34V33H105ZM132 34V35H131ZM136 34V33H135ZM149 34V33H148ZM149 34V35H150ZM103 35H104V33H103ZM114 35V34H113ZM117 35V34H116ZM119 35V34H118ZM141 35V34H140ZM139 35V36H140ZM161 35H162V33H161ZM180 35V34H179ZM58 36V37H59ZM99 36V35H98ZM97 36V37H98ZM107 36V35H106ZM123 36V35H122ZM126 36V35H125ZM137 36V35H136ZM135 36V37H136ZM147 36V35H146ZM226 36V35H225ZM224 36V37H225ZM226 36V37H227ZM13 37V36H12ZM15 37H17V35L15 36ZM47 37H49V36H47ZM119 37V36H118ZM128 37L127 38H125L126 39V41L127 42H124V41H122V42H124L125 44H124V46H126V44H127V46L128 47H130L131 45H128L129 43L131 44L132 42H133V40H131V39H129V40H127L128 39ZM156 36H155V33H153V36H152V34H151V37H150V39H152L153 40V42L151 41V43H152V45H154L155 46V44H156V46L158 45L159 46V44L161 45L162 44V41H165V40H162L161 41V43H155L156 42V40L158 41V39H155L154 40V38H155ZM163 37V36H162ZM213 37V36H212ZM225 37V38H226ZM263 37V36H262ZM261 37V38H262ZM34 38V40H32V44H31V39H33ZM57 38V37H56ZM102 38V37H101ZM254 38V39H253ZM7 39H10L9 41L7 40ZM46 39V40H45ZM49 39H50V37H49ZM52 39V38H51ZM59 39V38H58ZM87 39H88V41H87ZM137 38H135V40H136ZM142 39V38H141ZM146 39V38H145ZM178 39V38H177ZM198 39V38H197ZM257 39H258V42H257ZM43 40H45V42H43ZM47 40L49 41V42H47ZM68 40V41H67ZM130 40L132 41V42H130ZM252 40H254V41H252ZM255 40H256V42H255ZM87 41V42H86ZM100 41V40H99ZM98 41V42H99ZM142 41V40H141ZM140 41V42H141ZM61 42V41H60ZM88 42H90V44H88L87 45V43ZM121 42V43H122ZM262 42H264V41H262ZM261 42V43H262ZM51 43V42H50ZM120 42H119V44L121 45V48H122V44H121ZM85 44V45H84ZM101 44V43H100ZM105 44V43H104ZM138 44H139V42H138ZM137 44V45H138ZM142 44H144L143 42H142ZM146 44V43H145ZM150 44V43H149ZM256 44V45H255ZM98 44H96V46H97ZM102 45V47L100 46V45H98L97 46V48L99 47V50H97V53H96V51H95V53L93 52H91L90 53V50H89V55L87 54V56H90V54H91V56H90V59L91 58H93V60L95 61V63H96V60L100 57H102V55H103V58L104 59H107V56H105V54L106 55H108V59H111L110 61H111V63L109 62L108 64H112V62L114 63V64H116L115 63V61L116 60H118V58H112V57H115L116 56V53H114V51H113V54H114V56H112L113 54H110V49H107V47L106 48H103L104 46H103V44H101ZM116 45V44H115ZM119 45V46H120ZM148 45V44H147ZM198 45V44H197ZM225 45V44H224ZM262 45H264V43H262ZM261 45V46H262ZM140 46V45H139ZM144 46V45H143ZM154 46H152L153 48L152 49H154L155 47ZM167 47H168V45H166ZM188 46V45H187ZM90 47V46H89ZM263 47V46H262ZM262 47L260 48L261 50H262ZM63 47L61 48V49H64ZM75 48V49H76ZM77 48V49H78ZM136 48V47H135ZM138 48V47H137ZM161 48V47H160ZM182 48V47H181ZM64 49V50H65ZM72 49H74V48H72ZM81 49H82V47H81ZM122 49H124V48H122ZM128 49H132V48H128ZM145 49H146V47H145ZM145 49H143V50H145ZM159 49V48H158ZM157 49V50H158ZM169 49V48H168ZM68 50H70V48L68 49ZM84 50V51H85ZM93 50H95V49H93ZM125 50H126V47H125ZM134 50V49H133ZM142 49H141V51H143ZM147 50H149L148 48H147ZM162 50V49H161ZM164 50H166V49H164ZM37 51H38V49H37ZM72 51V50H71ZM118 51V50H117ZM124 51V50H123ZM130 51V50H129ZM139 51V50H138ZM156 51V49H154V52ZM225 51H227V50H225ZM14 52H12L11 53V58H13L12 56H14L13 54H14ZM68 52V51H67ZM112 52V51H111ZM130 52H132V51H130ZM147 52V51H146ZM153 52V51H152ZM159 52V51H158ZM190 52V51H189ZM221 52V51H220ZM36 53V51L34 52V54ZM38 54H39V51L37 52ZM69 53H71L70 51L68 52V54ZM76 53V52H75ZM79 53V52H78ZM100 53H102V55H100ZM121 53H122V51H121ZM127 53H129V52H127ZM137 53V52H136ZM156 53V52H155ZM37 54V56L36 57H34L33 56V54L31 53L30 55H32L34 58L33 59H36V58H38L39 57V55ZM40 54H41V52H40ZM52 54V57H54V55ZM72 54H74L73 52H72ZM84 54V53H83ZM99 55V57H97L98 55ZM110 54V55H109ZM117 54H119V53H117ZM123 55H124V53H122ZM126 54V53H125ZM132 54V53H131ZM145 53H144V51H143V54H142V56L144 55ZM153 54V53H152ZM158 54V53H157ZM3 55V56H4ZM8 55H10V54H8ZM29 55V56H30ZM63 55V54H62ZM70 55L71 54H69V57H67V58H70ZM97 55V56H96ZM121 55V54H120ZM136 55H138V54H136ZM163 55V54H162ZM180 55V54H179ZM218 55V54H217ZM260 55L262 56V54H261V52H260ZM16 57H17V59L19 60H22L21 58L23 57H21V58H18V55L16 54L15 55ZM43 55H41V57H42ZM60 56V55H59ZM66 56V55H65ZM65 56H64V58H65ZM85 56V55H84ZM112 56V57H111ZM140 56V55H139ZM139 56H137V57H139ZM141 56V57H142ZM145 56L148 58V59H150V61L151 60H153L155 57H151V56H148L147 54H145ZM15 57V58H16ZM26 57V56H25ZM25 57H23V58H25ZM52 57H51V55H50V58L52 59ZM106 57V58H105ZM120 57V56H119ZM136 57V58H137ZM145 57V58H146ZM150 57V58H149ZM165 57H167L166 55H165ZM180 57H181V55H180ZM220 57V56H219ZM222 57V56H221ZM3 58V57H2ZM10 58V59H11ZM14 58V59H15ZM30 59H31V57H29ZM29 58H28V56H27V58H25V60L23 59L21 62L20 61H18L19 63H18V65L20 64L21 65V63L24 61V63L25 64H28L29 65V67H30V69H28L29 70V73H31L30 72V70H32V68H33V65H31L30 66V62H28L27 60H29ZM55 58V57H54ZM60 58V57H59ZM62 58V57H61ZM72 58H73V56L71 57V62H75V64L77 63L76 62V59H73L72 60ZM75 58V57H74ZM99 58V60L102 62L104 59L102 58V59H100ZM122 58V57H121ZM140 58V57H139ZM146 58V59H147ZM153 58V59H152ZM261 58V57H260ZM260 58H258V60H260ZM3 59H5L6 60V58H3ZM42 58H40V60H41ZM58 59V58H57ZM63 59V58H62ZM78 59H80V58H78ZM113 59V60H112ZM120 59V58H119ZM134 59H135V57H134ZM141 59V58H140ZM143 60H144V57L142 58ZM145 59V60H146ZM162 59V58H161ZM219 59V58H218ZM1 60V59H0ZM8 60H9V58H8ZM40 60H38V61H40ZM56 60V59H55ZM65 60V59H64ZM68 60V59H67ZM82 60V59H81ZM84 60H85V58H84ZM115 60V61H114ZM122 59H120V60H118L119 61V63H120V61H121ZM145 60H144V63H145ZM156 60V59H155ZM158 60H160V59H158ZM163 60V59H162ZM194 60V59H193ZM192 60V61H193ZM263 60V59H262ZM17 61V60H16ZM15 60H14V62H16ZM26 61V62H25ZM32 61H34V60H32ZM37 61V59L35 60V62ZM36 62V63H39V62ZM43 61V60H42ZM48 61H50V59H48ZM53 61V60H52ZM60 61H61V59H60ZM70 61H67L66 63H67V66L68 65H70V69L72 68L71 66L73 65H71V63H70ZM88 61H89V59H88ZM147 62H148V60H146ZM261 61V60H260ZM1 62V61H0ZM6 62H8L7 60H6ZM12 62H13V60H12ZM35 62H33L34 63V66L36 67V63ZM54 62V61H53ZM52 62V63H53ZM56 62V61H55ZM58 62V61H57ZM81 62V61H80ZM98 62V61H97ZM139 62V61H138ZM159 62V61H158ZM170 62V61H169ZM219 62H220V59H219ZM219 62H218V64H219ZM262 62V61H261ZM24 63H22V65L24 64ZM65 63V64H66ZM79 63V62H78ZM91 63H92V61H91ZM104 63V62H103ZM121 63H124V65L126 64V62H123V60H122V62ZM120 63V65H121V67H120V65L117 63V66H116V69L117 68H121V70L123 71H120V72H118L117 71V73L116 74H114L115 76H113V73H115V67H114V71L111 73V76L110 75H108V74H110V73H107V77L108 78H110V79H113L114 80V78L116 79V77L118 78L119 77V79H121V78H123V76H124V72H126V71H124L125 69H126V65L124 66L123 64H121ZM136 63V62H135ZM174 63V62H173ZM187 63V62H186ZM0 64H2L3 66L5 65L4 63H0ZM9 64V63H8ZM7 64V65H8ZM13 64V63H12ZM23 65L24 67H26L27 65ZM53 64H55V63H53ZM59 64V63H58ZM84 64V63H83ZM82 63H81V65H83ZM93 64H94V62H93ZM154 64H156V63H154ZM154 64H153V66H154ZM221 64L219 65V66H221ZM7 65H5V67L7 66ZM14 65V64H13ZM19 65V66H20ZM60 65V64H59ZM105 65V64H104ZM130 65V64H129ZM178 65L179 64H177V67H178ZM224 65V64H223ZM54 66V65H53ZM52 66V67H53ZM56 66V68H57V65H55ZM55 66L52 68V71H51V73L52 72H55L56 70H55ZM65 66V65H64ZM64 66H61V67H64ZM75 66V65H74ZM76 66H78V67H80V63H79V65H77L76 64ZM84 66V65H83ZM96 66V65H95ZM110 66H113V65H110ZM10 67V65H8V68ZM12 67H14V66H12ZM18 67V66H17ZM21 67V66H20ZM19 67V69H20V71H19V73L21 72V68ZM28 67V66H27ZM26 67V68H27ZM28 67V68H29ZM50 67V66H49ZM58 67H60V66H58ZM58 68L59 70H61L62 68ZM85 67H86V65H85ZM137 67H138V65H137ZM151 67H152V64H151ZM197 67V66H196ZM222 67V66H221ZM7 68V71H9V69ZM25 68V69H26ZM48 68V67H47ZM66 68V66L64 67V69ZM75 68H77V67H75ZM81 68V67H80ZM79 68V69H80ZM130 68H134V66H132L131 65V67ZM155 67H153V69H154ZM164 68V67H163ZM172 68V67H171ZM219 68V67H218ZM225 67H224V71H225V69H226ZM258 68V67H257ZM5 69V68H4ZM3 69V70H4ZM23 69V68H22ZM25 69H23V70H25ZM55 71H54V70ZM73 69V68H72ZM79 69L77 70L78 72L77 73H79ZM82 69H83V67H82ZM90 69H91V67H90ZM136 69V68H135ZM135 69H132V70H134V71H136ZM168 69V68H167ZM179 69V68H178ZM208 69V68H207ZM216 69V68H215ZM214 69V70H215ZM221 69V68H220ZM220 69L219 70H217V71H220ZM33 70H34V68H33ZM40 71V70H38V69H35V71ZM44 70V69H43ZM42 70V71H43ZM59 70H58V74L57 75H59ZM66 70H69V69H66ZM85 70L87 71V69L85 68ZM88 70H89V68H88ZM106 70H109V69H105V71ZM120 70V69H119ZM147 70V69H146ZM11 71H12V69H11ZM15 71V70H14ZM35 71H34V73H35ZM62 71V70H61ZM91 71V70H90ZM138 71V70H137ZM155 71H157L156 69H155ZM223 71V70H222ZM0 72H2L1 71V69H0ZM13 72V71H12ZM28 72V71H27ZM48 71H46V73H47ZM65 72H67V71H65ZM69 72H72V71H69ZM69 72H68V75H69ZM81 72V71H80ZM82 72H85V71H82ZM122 72V73H121ZM157 72H159V71H157ZM216 72V71H215ZM4 73H5V71H4ZM7 73V72H6ZM9 73V72H8ZM23 73H25V71L23 72ZM22 73V75L24 76V74ZM34 73H31V75L30 76H32V74H34ZM57 73V72H56ZM63 73H64V70H63ZM62 73V74H63ZM103 73V72H102ZM135 73V72H134ZM160 73V72H159ZM182 73V72H181ZM213 73V72H212ZM248 73V72H247ZM245 74V76H243L244 77V79L243 80H245V79H248V77L249 76H251L250 74L248 75V74ZM2 74V73H1ZM1 74H0V77H1ZM35 74H37V72L35 73ZM39 74V73H38ZM55 73H53V75H54ZM65 74V73H64ZM63 74V76L64 77H68V76H65ZM67 74V73H66ZM80 74V73H79ZM79 74H77V75H79ZM82 74H84V73H82ZM94 74V73H93ZM92 74V75H93ZM104 74V73H103ZM119 76H118V75ZM147 74V73H146ZM152 74V73H151ZM150 74V75H151ZM153 74H155V73H153ZM152 74V75H153ZM169 74V73H168ZM220 74H221V71H220ZM3 76H4V74H2ZM12 75V74H11ZM14 75V74H13ZM21 75V76H22ZM90 75V74H89ZM89 75H88V77H89ZM105 75V74H104ZM103 75V76H104ZM148 75V74H147ZM151 75V76H152ZM156 75V74H155ZM154 75V76H155ZM160 75V74H159ZM246 75L248 76V77H246ZM2 76V78H4ZM22 76V78H24ZM27 77L29 76V75H26ZM29 76V77H30ZM35 76V75H34ZM55 76V75H54ZM61 75H59L58 77H60ZM84 76V75H83ZM82 76V77H83ZM99 77H100V75H98ZM106 76V75H105ZM105 76L103 77V78H105ZM145 76V75H144ZM149 76V75H148ZM168 76V75H167ZM240 76V77H239ZM7 77V76H6ZM10 77V76H9ZM15 77V76H14ZM39 77V76H38ZM43 77V76H42ZM57 77V80H56V78H55V80H56V82L58 81V80H60V82L61 81H64L65 79L62 77V80L60 79V78H58ZM77 76H75L74 78H76ZM81 77V76H80ZM87 77V78H88ZM102 77V76H101ZM114 77V78H113ZM147 77V76H146ZM158 77V76H157ZM2 78L0 79L1 80V82L3 81L2 80ZM32 78V77H31ZM40 78H41V76L39 77V80H40ZM44 78V77H43ZM48 78V77H47ZM151 78H153V76L151 77ZM159 78V77H158ZM250 78V77H249ZM49 79V78H48ZM50 79H52V78H50ZM93 79H95V77L93 78ZM98 79V78H97ZM99 79H101V78H99ZM155 79V78H154ZM29 80V79H28ZM28 80H25V81H27L28 83H29V81ZM33 80V79H32ZM46 80V79H45ZM54 80V79H53ZM71 80H72V78H71ZM81 80H82V78H81ZM81 80H79V81H81ZM96 80V79H95ZM102 80V79H101ZM100 80V81H101ZM106 80H107V78L105 79V81L103 80L102 82H106ZM109 80V81H111V82H115L114 83V86H115V84L117 85V81H119L118 79H116V80ZM211 80V79H210ZM40 81H42V80H40ZM39 81V82H40ZM67 81H68V79H67ZM76 81H78L77 79H76ZM92 81V80H91ZM97 81H99V80H97ZM154 81V84H155V81L156 80H153ZM0 82V84H2ZM14 82V81H13ZM49 82H50V80H49ZM70 82V81H69ZM75 82V80L74 81H72V83H74ZM120 83H122V81H119ZM242 82V81H241ZM6 83H7V81H6ZM6 83L4 82V84L3 85H1V87L0 88H7V85H8V83H7V85H6ZM15 83V82H14ZM31 83V82H30ZM29 83V84H30ZM46 84H47V81L45 82ZM52 83V82H51ZM76 83H78V82H76ZM92 82H90V84H91ZM119 83V84H120ZM157 83V82H156ZM160 83V82H159ZM167 83V82H166ZM166 83H163V85H164V87H166L165 86V84ZM211 83V82H210ZM10 84H11V82H10ZM62 84H64V82L62 83ZM66 84H68V86H69V84L70 83H65V85ZM75 84V83H74ZM80 84H82L81 82H80ZM95 84V83H94ZM174 84V83H173ZM18 85V84H17ZM16 85V86H17ZM45 85V84H44ZM54 85V84H53ZM52 85V87H54ZM76 85V84H75ZM78 85V84H77ZM89 85V84H88ZM87 85V86H88ZM92 85H93V83H92ZM110 85H111V83H110ZM161 86H163L162 85V80H161V84H160ZM160 85H159V87H160ZM208 85H210V84H208ZM5 86V87H4ZM15 86V85H14ZM13 86V87H14ZM24 86V85H23ZM48 86H49V84H48ZM60 86V85H59ZM64 86V85H63ZM63 86L62 87H59L58 88V90H57V94H58V92L60 93V94H62V92H63ZM81 86H83V85H81ZM80 86V87H81ZM91 86V85H90ZM90 86H89V88H90ZM96 86V85H95ZM94 86V87H95ZM112 87L111 88H118L117 90L119 91V89L122 91V88L124 89V87L121 85V86H113V83H112V85H111ZM157 86V85H156ZM233 86V87H232ZM47 87V86H46ZM52 87H51V85H50V88L52 89ZM55 87L57 88L58 86H56L55 85ZM67 87V86H66ZM92 87V86H91ZM122 87V88H121ZM164 87H162V88H164ZM168 87V86H167ZM15 88V87H14ZM13 88V89H14ZM75 88V87H74ZM83 88V87H82ZM85 88H86V86H85ZM154 88V87H153ZM157 88V87H156ZM161 87H160V89H162ZM264 88V87H263ZM8 89V88H7ZM7 89H5L6 91H7ZM13 89H11V90H13ZM16 89V88H15ZM13 90V91H7L8 92V97H11V95H13L14 97L13 98H15V99H19L18 101H21L22 102V98H24V95L22 96L21 95V97H20V95H19V93H16V90ZM19 89H20V87H19ZM19 89H17V90H19ZM34 89V88H33ZM45 89H47V88H45ZM67 89V88H66ZM77 89H79V87L77 88ZM84 89V88H83ZM87 89H88V87H87ZM92 89V88H91ZM91 89H90V91H91ZM100 89V91H98V93L99 92H101V87L99 88ZM104 89V88H103ZM115 89V90H116ZM160 89H158V91L160 90ZM164 89H166V88H164ZM163 89V90H164ZM169 89V88H168ZM1 90V89H0ZM4 90V89H3ZM69 89H67L66 90V92L68 91ZM73 89H71V91H72ZM80 90V89H79ZM210 90V89H209ZM218 90V91H217ZM28 91V90H27ZM31 91H32V88H31ZM52 91V90H51ZM65 91V90H64ZM81 91V90H80ZM95 91V90H94ZM110 91V90H109ZM168 91V90H167ZM167 91L166 92H163V93H167ZM207 91V90H206ZM264 91V90H263ZM1 92V91H0ZM2 92H4V91H2ZM30 92V91H29ZM50 92V91H49ZM86 92H87V90H86ZM108 92V91H107ZM113 92H115V91H113ZM159 92H162L161 90L159 91ZM159 92H157V90H156V96H158L160 93ZM23 93V92H22ZM21 93V94H22ZM27 93V92H26ZM34 93V92H33ZM55 93V92H54ZM104 93V92H103ZM105 93H106V91H105ZM121 93V92H120ZM149 93V92H148ZM151 93V92H150ZM155 93V92H154ZM163 93H162V95H163ZM261 93H262V91H261ZM264 93V92H263ZM262 93V94H263ZM39 94V93H38ZM59 94V96H60V98H61V95ZM70 94V93H69ZM74 95L76 94V92L75 93H73ZM80 94V96L81 95H83V94H81V93H79ZM87 95H88V93H86ZM90 94V93H89ZM92 94V93H91ZM96 94V93H95ZM262 94L260 95V96H262ZM4 95H5V97H6V94L4 93ZM32 96L34 95V94H31ZM37 95V94H36ZM42 95V94H41ZM44 95V94H43ZM54 96L56 95V94H53ZM64 95V94H63ZM65 95H68V94H65ZM98 95H100V94H98ZM127 95V94H126ZM125 95V96H126ZM161 95V98H164L166 95H164V96H162ZM46 96V95H45ZM58 96V95H57ZM70 96H71V94H70ZM76 96H78V94L77 95H75V97ZM84 96H86V95H84ZM89 97H90V95H88ZM106 96H107V94H106ZM121 96H122V93H121ZM131 96H132V94H131ZM130 94H129V96H127V97H129L128 99H130ZM135 96V95H134ZM133 96V97H134ZM160 96V95H159ZM232 96V97H231ZM1 97V96H0ZM4 97V98H5ZM34 97V96H33ZM41 97V96H40ZM44 97V96H43ZM72 97V99H73V96H71ZM74 97V98H75ZM95 97V96H94ZM101 97H103V96H101ZM124 97V96H123ZM152 97V96H151ZM151 97H150V99H151ZM264 97V96H263ZM2 98H3V96H2ZM2 98H1V100H2ZM21 98V99H20ZM30 98V97H29ZM77 98H79V97H77ZM83 98V97H82ZM103 98H105V97H103ZM107 98V97H106ZM109 98H111V100L112 99H119V97L117 96V95H113L112 96V94H110V92H109V94H108V99ZM126 98V97H125ZM132 98V97H131ZM149 98V97H148ZM153 98H155V97H153ZM24 99H26V96H25V98ZM31 99H33V98H31ZM42 99H44V98H42ZM42 99H41V101H42ZM52 99V98H51ZM56 99V98H55ZM65 99V98H64ZM79 99H81V98H79ZM85 99V98H84ZM86 99H90V98H86ZM93 99V98H92ZM92 99H90V100H92ZM121 99V98H120ZM132 99H136V98H132ZM138 99V98H137ZM147 99V98H146ZM166 99V98H165ZM208 99V98H207ZM206 99V100H207ZM239 99H241V98H239ZM261 99V98H260ZM262 99H264V98H262ZM0 100V101H1ZM13 100V99H12ZM36 100V99H35ZM50 100V99H49ZM48 100V101H49ZM69 100H71V99H69ZM75 100V99H74ZM163 100V101H162ZM48 101H47V103H48ZM54 101V100H53ZM225 101H226V104H225ZM5 101L3 100V104H5L4 103ZM13 108L14 107H16V103H15V101L13 100ZM27 102V101H26ZM31 102V101H30ZM38 102H39V100H38ZM44 102V101H43ZM52 102V101H51ZM50 102V103H51ZM55 102H56V100H55ZM70 102H72V101H69V103ZM119 102V101H118ZM164 99H157V98H155L154 99V101L152 102H150V104H148L146 107L148 108V109H145L144 108V105H137V103L135 102V104H136V106L131 110V111H129V113H128V115H127V119L130 121V126H127V127H121L120 129L118 128V132H119V134H118V140H117V143H116V148H114V147H111L110 145H107L108 146V148H109V150H110V148H112V150L114 151H116V154H117V152L119 153L116 157H117V161L116 162H118L119 161V163H116V164H119L118 166H120L121 165V169L123 170H125V172H124V174L125 175H127L126 174V172L128 171L127 170V168H128V165H136V163H141V161H137V160H133V161H130V157H128L127 158V156H125L124 155V152L122 151V147L123 148H126L125 147V145H129L130 147H135L137 144H139V143H141V145H142V147H141V149H143L144 148V150L145 151H147L148 150V142H146V139H147V133L149 132H160V128L159 127H155V126H152L151 128H148V127H146V126H141V125H139V120H140V117H142V115H145V116H147L150 120H156V121H159L160 123H161V125H163L164 124V119H165V113H166V115H167V112L168 111H170L171 112V110H169V106H166L164 103ZM1 103H2V101H1ZM0 103V104H1ZM7 103V102H6ZM12 103V102H11ZM93 103V102H92ZM153 103V104H152ZM170 103V102H169ZM207 103V102H206ZM261 103V102H260ZM264 103V102H263ZM2 104V105H3ZM17 104L19 105V102H17ZM28 104V103H27ZM32 104V102L27 106L28 108H24L23 109V107L24 106H22V109L23 110H25V109H27L28 110V113H29V111L31 112V110H32V108L34 107L35 108V110H36V107H35V102L33 103V107L31 108V105ZM38 104V103H37ZM46 104V103H45ZM52 104V103H51ZM51 104H50V106H51ZM66 104V103H65ZM68 104V103H67ZM66 104V105H67ZM75 104V103H74ZM87 104H88V107L85 105V107L83 106V108H84V111H85V109L86 108H88L87 110H86V112L85 113H87V111L88 110H91V108H89V106L90 107H94V104L92 105V104H90V103H88L87 102ZM167 104V103H166ZM20 105H22V103L20 104ZM41 105V103L39 102V106ZM43 105V104H42ZM41 105V106H42ZM64 105V104H63ZM92 105V106H91ZM225 105H226V107H225ZM258 105H259V103H258ZM37 106V105H36ZM38 106V107H39ZM48 106H49V104H48ZM48 106H46V107H48ZM68 106H70V105H68ZM72 107H74L73 106V104L71 105ZM70 106V107H71ZM7 107H10V105L9 106H7ZM6 107V108H7ZM30 107V108H29ZM37 107V108H38ZM53 106H51V108H52ZM81 107V106H80ZM4 107H2L1 108V110L3 109ZM11 108V107H10ZM9 108V109H10ZM41 108V110H44V111H42V112H44V116L43 117H45V120H44V122H43V130H41L43 133L42 134H36L34 137L32 136V135H30L29 134V136H27V129H29L28 130V132H30V130L31 129H33V128H30V127H32L33 125V123L32 122H30L29 120H33L32 118V116H30V115H32L33 113H31V114H26V117H23L24 116V114L22 113V115H19V116H22L23 118H24V122L22 123V125H20L19 127H18V125L16 126V127H18L17 128V130L16 129H14V128H16L15 126H13L12 125V123H8L10 126L12 125L14 128V130H16V131H19L21 134H19L20 135V138H21V140H23L26 136L27 137H30L29 139L31 140V139H34V141H36V140H38V139H40L41 140V138H42V135L44 136V137H47V136H45V135H51V137H56V139L55 140H57V138L58 137H60L61 138V135H59L60 134V132L61 133H63L62 131H61V127H60V124H62V123H58L57 124V121H55V123L56 124H54L55 126L54 127H52L53 126V123H54V120H55V118L56 117H54L55 115H54V111L52 110V109H54V108H52V109H50V107L49 108H45V105H43L42 107H40ZM68 108V107H67ZM99 108V107H98ZM5 109V108H4ZM14 109H16V108H14ZM13 109V110H14ZM18 109H20V107H18L17 108V110ZM21 109V110H22ZM58 109V108H57ZM61 109H63L62 108V106H61ZM66 109V108H65ZM73 109V108H72ZM74 109H75V107H74ZM79 109H82V108H79ZM79 109H75V110H79ZM105 109V108H104ZM104 109H101V110H99L98 112H102V113H104ZM222 109H223V111H222ZM257 109V108H256ZM12 110V109H11ZM10 110V111H11ZM20 110V111H21ZM41 110L39 111V112H41ZM74 110V111H75ZM83 110V109H82ZM95 110H96V108H95ZM107 110L108 109H106V112H107ZM143 110H145V113H143L142 111ZM227 110V111H226ZM7 113L9 112V110H5ZM57 111V110H56ZM55 111V112H56ZM67 111H71L70 109L69 110H67ZM80 111V110H79ZM92 111V114H93V112H94V110H91ZM90 111V112H91ZM112 111V110H111ZM224 111H225V113H224ZM12 112V111H11ZM15 112H16V110H15ZM14 112V113H15ZM23 112V111H22ZM26 112V111H25ZM36 112H37V110H36ZM60 112V111H59ZM71 112H73V111H71ZM70 112V113H71ZM81 112V111H80ZM89 112V111H88ZM100 112V113H101ZM110 112V111H109ZM173 112V111H172ZM256 112V111H255ZM259 112V111H258ZM3 113V112H2ZM17 113H19V112H17ZM38 113V112H37ZM67 112H65L64 114H66ZM83 111H82V114H80V113H74V114H72L73 115V117H75L76 115L75 114H77V115H82V117L84 116V114H85ZM96 113H97V111H96ZM223 113L225 114V115H223ZM20 114H21V112H20ZM52 114H53V116H52ZM60 114V113H59ZM105 114V113H104ZM169 114H171V113H169ZM255 114V113H254ZM3 115H4V113H3ZM10 115V114H9ZM12 115V114H11ZM10 115V116H11ZM16 115V114H15ZM34 115V114H33ZM68 115H70L69 117H71L72 118V116H71V114H69V113H67L66 115H65V118L64 117H61V119L62 118H64L65 119V122H64V124L65 123H67V128L66 127H64V129H68L69 131H67L68 133H73L72 131H70V130H73L74 128H73V125H75V124H72V126H71V123H73L74 121H76V119H78L79 117H77V118H72V120H74L73 122H71L70 123V121H71V118H69V124H68V121H67V119H66V117L68 116ZM91 115V114H90ZM97 116H98V114H96ZM96 115H92V117H90V118H92L93 119V122L95 121V117H97ZM119 115H121V114H119V112H118V115H116V116H111V117H113V120H114V118H117ZM172 115V114H171ZM5 116V115H4ZM7 116V115H6ZM5 116V118H7ZM16 116H18V115H16ZM37 116H38V114H37ZM36 116V117H37ZM61 116V115H60ZM86 116V115H85ZM85 116L81 119L82 121V123H84V122H86V121H83V119L85 118ZM100 116H102V115H99L98 117H100ZM104 116H107V113H106V115H104ZM103 116V117H104ZM223 116V117H222ZM224 116H226V117H224ZM14 117V116H13ZM12 117V118H13ZM32 117V118H31ZM40 117V116H39ZM108 117H110V116H108ZM202 117V116H201ZM11 118V119H12ZM20 117H18V119H19ZM25 118H26V120H28V121H26V123H29V124H27L26 126L28 127H26L25 128V125H24V123H25ZM30 118V119H29ZM86 118H88V117H86ZM101 119H102V117H100ZM106 119H107V117H105ZM168 118V117H167ZM257 118H259V117H257ZM0 119H2L1 117H0ZM13 119H15V118H13ZM17 119V118H16ZM21 119V118H20ZM42 119V118H41ZM59 119V118H58ZM89 119V118H88ZM97 119V118H96ZM109 119H112V118H109ZM117 119H119V118H117ZM116 119V120H117ZM5 120H7V119H5ZM9 120V119H8ZM36 120V119H35ZM35 120H33V121H35ZM57 120V119H56ZM80 120V119H79ZM78 120V121H79ZM85 120V119H84ZM91 120V119H90ZM98 121L100 120L99 118L97 119ZM120 120V119H119ZM121 120H123V119H121ZM119 121V123H120V125L122 124V121ZM1 121V120H0ZM14 122V120H10V122ZM15 121H17V120H15ZM20 121H22V120H20ZM20 121H19V123H20ZM60 121H62V120H60ZM155 121V122H156ZM224 121V122H225ZM42 122V121H41ZM80 121L77 123V121H76V123H77V128H78V126H79V128H81V127H83L84 128V126H82V123H81ZM100 122H104V121H101L100 120ZM25 123V124H26ZM96 121H95V124L94 125H96ZM114 123V122H113ZM116 123V122H115ZM118 123V122H117ZM119 123H118V125H119ZM226 123V122H225ZM230 123V122H229ZM242 123V122H241ZM4 124V123H3ZM15 124V123H14ZM21 124V123H20ZM32 126H31V125ZM52 124V125H51ZM87 124V123H86ZM98 124H99V126H98V131H100V130H102V129H100L99 130V128H101L100 127V123L98 122ZM7 125V124H6ZM5 125V126H6ZM16 125V124H15ZM81 125V126H80ZM83 125H85V123L83 124ZM250 125V124H249ZM76 126V125H75ZM102 126V125H101ZM224 126V125H223ZM230 126V125H229ZM244 126V125H243ZM42 127V126H41ZM69 127H72L73 129H69ZM166 127V126H165ZM238 127V126H237ZM8 128H10L9 126H8ZM76 128V129H77ZM103 128V127H102ZM152 128H155V129H152ZM156 128L158 129V131L156 130ZM11 129V128H10ZM37 129V128H36ZM94 129V128H93ZM151 129H152V131H151ZM160 129V130H159ZM258 129V128H257ZM256 129V130H257ZM12 130V129H11ZM10 130V131H11ZM63 130V129H62ZM82 130V129H81ZM96 130V132L95 133H97L98 131ZM255 130V131H256ZM259 130V129H258ZM5 131V130H4ZM10 131H5V132H7L8 134H10L11 132ZM31 131H34V130H31ZM59 131V132H58ZM79 131H80V129H79ZM78 131V132H79ZM84 131V130H83ZM103 131V130H102ZM102 131H100V133L98 132V134H96V136L95 137H97V139L96 138H94L93 136L92 137H90V139L88 138L87 139V141H86V138H85V141H86V143L80 138V140L81 141H83L85 144H86V146L84 147L82 144V147L84 148V149H81L82 151H85L86 150V154H87V156H89L88 155V152L89 151H93L95 148H97V146L98 147H101L102 146V144H101V140H99L100 138V135H102ZM240 131H241V129H240ZM252 130H250L249 132L250 133H252L251 132ZM253 131H254V129H253ZM0 132H2V131H0ZM10 132V133H9ZM37 132H39V130L37 131ZM58 132V133H57ZM66 132V133H67ZM77 132V130L75 131V133H78ZM153 132V133H154ZM159 132H158V134H159ZM13 131H12V135H13ZM34 133V132H33ZM32 133V134H33ZM67 133V134H68ZM84 133V132H83ZM152 133V134H153ZM161 133V132H160ZM241 133V132H240ZM239 133V134H240ZM2 134V133H1ZM8 134H6V135H8ZM10 134V135H11ZM64 134H65V131H64ZM66 134V135H67ZM165 135H166V132L164 133ZM218 134V135H217ZM255 134V133H254ZM258 134V133H257ZM14 135H15V133H14ZM34 135V134H33ZM72 135V134H71ZM71 135H69L68 134V138H70V136ZM73 135H75L74 133H73ZM77 135V134H76ZM81 134H80V132H79V134H78V136H80ZM87 135V137H88V134H86ZM98 135V136H97ZM163 135V134H162ZM253 135V134H252ZM251 135V136H252ZM16 136V138L17 139H19L18 137V134L17 135H15ZM164 136V135H163ZM66 137V138H67ZM73 137H75V136H73ZM72 137V138H73ZM81 137H82V135H81ZM106 137V136H105ZM249 137V136H248ZM5 138V137H4ZM15 138V137H14ZM23 138V139H22ZM48 138V137H47ZM62 138H64L65 139V136H63ZM62 138L61 139H59L58 138V140H59V144H60V141L62 140ZM83 138V137H82ZM165 138V137H164ZM29 139H27L26 140V143H27V141H28V143L27 144H29ZM45 139V138H44ZM50 139V138H49ZM77 139V138H76ZM128 140V142L126 141V143H124L125 141H123V140ZM135 139H137V140H135ZM140 139H141V141H140ZM218 139V140H217ZM72 140V139H71ZM140 142H139V141ZM247 140V139H246ZM251 138H249V145H251ZM256 140V139H255ZM11 141V140H10ZM20 141V140H19ZM24 141V140H23ZM133 141V142H132ZM137 142V143H134V142ZM164 141H165V139H164ZM3 142V141H2ZM21 142V141H20ZM20 142H18V140H17V143H20ZM40 142V141H39ZM42 142H43V140H41V143L40 144H42ZM47 142H48V139H47V141L45 142L44 141V143L43 144H45L46 143V146H47ZM80 142V141H79ZM105 143H106V140L104 141ZM120 142H122V144H120ZM16 143V142H15ZM24 143H25V141H24ZM33 142H31L30 144H32ZM55 143H57L56 141H55ZM62 143V142H61ZM72 143V142H71ZM75 143V142H74ZM76 143H78V142H76ZM83 143V144H84ZM124 143V144H123ZM128 143V144H127ZM1 144V143H0ZM27 144H25L24 146V148H26V146H27ZM34 144V143H33ZM32 144V145H33ZM37 144H39V143H37ZM39 144V145H40ZM52 144V143H51ZM51 144H49V146L51 145ZM64 144V143H63ZM62 144V145H63ZM67 145H68V143H66ZM79 144V143H78ZM99 144H101V146L99 145ZM247 144H248V142H247ZM20 146V145H22V144H15V146ZM34 145H36V144H34ZM61 145V146H62ZM73 145H75V144H73ZM132 145V146H131ZM14 146V145H13ZM16 146V147H17ZM28 146H30V145H28ZM27 146V147H28ZM56 146V145H55ZM66 146V145H65ZM115 146V145H114ZM128 146V147H129ZM221 146V142H219V152H220V147ZM2 146H0V149L1 150H4V149H2V148H5V147H2ZM38 147V146H37ZM51 147V146H50ZM49 147V148H50ZM57 147H60V146H56V150H54V151H51L52 149H50V152L48 153V155L50 156L49 158H51V159H53L54 161H55V158H56V162H54L53 161V163L52 162H50V163H52V165L50 166V163H48L49 164V166H50V168L49 167H47L48 168V170H49V173L51 174V175H53V177H54V175L55 174H57V173H62V172H64V174L65 175H68V178L66 179V178H64V180L66 179L67 180V182H69V181H71V179H72V177H73V174L74 175H77L76 173H72V172H74V170L75 169H72V168H74V167H78V166H75V164L73 163V160H72V163L70 162L71 161V157H70V159L68 158V159H66L65 158V155L64 156H62L61 154L63 153V150L61 149V154H59L58 153V151H57ZM67 147V146H66ZM66 147H64V148H66ZM70 147V146H69ZM120 147H121V149H120ZM217 147V146H216ZM20 148V147H19ZM22 148V147H21ZM20 148V149H21ZM29 148V147H28ZM36 148V147H35ZM35 148H33V149H35ZM44 148H46L45 146H44ZM43 148V149H44ZM49 148L48 149H45V151L46 150H49ZM7 150H9L8 148H6ZM23 149V148H22ZM21 149V150H22ZM42 149V150H43ZM75 149V148H74ZM15 150V149H14ZM38 150L39 149H37V151H35V150H33V152L34 153H38ZM71 150V149H70ZM96 150V152H98L97 151V149H95ZM104 150V149H103ZM124 150V149H123ZM218 150V149H217ZM19 151V149H17V153H19L18 152ZM24 151H25V149H24ZM27 151H29V149H26V151L25 152H27ZM31 151V150H30ZM29 151V152H30ZM39 151H41V150H39ZM45 151H43V152H45ZM66 151H68V150H66ZM66 151H64L65 153H66ZM106 151V150H105ZM114 151V152H115ZM6 152H8V151H5V154H6ZM33 152H32V155H34L33 154ZM42 152V151H41ZM59 152H60V149H59ZM69 152V151H68ZM67 152V153H68ZM75 152V151H74ZM73 152V153H74ZM95 152V151H94ZM122 152V154H120ZM217 152V151H216ZM0 153H2L3 154V152H0ZM47 153V152H46ZM45 153V154H46ZM20 154H21V151H20ZM20 154H18L19 155V157H20ZM26 154V153H25ZM40 154V153H39ZM57 154H59V156L57 155ZM69 154V153H68ZM67 154V155H68ZM82 154V153H81ZM81 154H77V156L78 155H80V157H79V162H78V164H80V170H82V171H79V172H81L82 173V176H83V173L84 172H86V170L88 171L89 170V168H88V165H87V163H86V157L87 156H85L84 154L83 155H81ZM93 154H95V153H93ZM217 154V153H216ZM7 155V154H6ZM14 155V154H13ZM13 155H11V156H13ZM17 155V154H16ZM31 155V153H27L26 154V158H30L29 156ZM41 155H43V154H41ZM40 155V156H41ZM73 155V154H72ZM96 155H97V153H96ZM123 155V156H122ZM1 156H3V155H1ZM10 156V158H12ZM34 156H36V155H34ZM46 156V155H45ZM69 156H71V153L69 154ZM75 156H76V154L75 155H73V158H75ZM91 156H93L92 154H91ZM90 156V157H91ZM187 156V155H186ZM219 156L221 157V154L219 153ZM7 157H9L8 155H7ZM7 157H5L6 159H7ZM21 157H23V155L21 156ZM33 157V156H32ZM31 157V158H32ZM37 157V156H36ZM67 157V156H66ZM124 157V158H123ZM217 157H218V155H217ZM220 157H219V159H220ZM41 158V157H40ZM43 158H45L44 156H43ZM46 158H48V156L46 157ZM59 158V159H58ZM76 158H78V157H76ZM75 158V159H76ZM128 160H127V159ZM4 158L3 157H0V169L2 170V171H6L5 169V167H4V161L5 160H3ZM9 159V158H8ZM33 159V158H32ZM35 159V158H34ZM36 159H39V158H36ZM42 159V158H41ZM50 159V160H51ZM74 159V160H75ZM96 159V158H95ZM99 159V158H98ZM103 159V158H102ZM29 160V162H30V159H28ZM45 160H47V159H45ZM70 160V161H69ZM89 160V162H90V159H88ZM97 160V159H96ZM104 160V159H103ZM102 160V161H103ZM221 160H222V158H221ZM10 161H11V159H10ZM15 161V160H14ZM17 161V160H16ZM20 161V160H19ZM21 161H23V160H21ZM35 161H38V160H35ZM47 161H49V159L47 160ZM77 161H78V159H77ZM77 161H75V162H77ZM93 161V160H92ZM6 162H7V160H6ZM28 162V163H29ZM46 162V161H45ZM88 162V161H87ZM100 162V161H99ZM97 163L96 161H95V163L97 164V166H99V168L97 167L96 168V170L97 171H99V172H101V176H100V178L101 179H103V180H105V179H107V178H109L108 177V173L107 172H109V169H110V167L112 166H107L108 164H112V162L110 163ZM8 163V162H7ZM14 163V162H13ZM24 163H25V160H24ZM24 163H22V164H24ZM32 163H34V162H32ZM37 163V162H36ZM35 163V164H36ZM95 163L93 162V164L95 165ZM133 163V164H132ZM9 164V163H8ZM8 164L6 165L7 167H8ZM43 164V163H42ZM46 164H47V162H46ZM72 164H74V165H72ZM128 164V165H127ZM10 165V164H9ZM21 165V164H20ZM27 165V164H26ZM29 165V164H28ZM34 165V164H33ZM44 165V164H43ZM134 165V166H135ZM16 166V168L18 167L19 168V166L18 165H15ZM30 166V165H29ZM45 166V165H44ZM47 166V165H46ZM73 166V167H72ZM127 166V167H126ZM193 166L195 167V168H193ZM10 167H12V165L10 166ZM13 167H14V165H13ZM13 167H12V171L11 172H13L14 170H13ZM107 167H109L108 169H107ZM123 167H126V169L125 168H123ZM3 168H4V170H3ZM21 168H23V167H21ZM30 168V167H29ZM45 168V167H44ZM91 168V167H90ZM95 168V167H94ZM104 168L106 169V170H108L107 172L106 171H104ZM25 169V168H24ZM24 169H22V170H24ZM26 169H27V167H26ZM93 169V168H92ZM0 170V171H1ZM9 170H10V168H9ZM22 170H19L20 172L22 171ZM28 170V169H27ZM26 170V171H27ZM30 170H31V168H30ZM42 170H43V168H42ZM42 170H40V171H42ZM77 170V169H76ZM123 170V171H124ZM1 171V172H2ZM15 171H16V169H15ZM39 171V170H38ZM37 171V172H38ZM39 171V173L40 174H42L43 172H45V171H43L42 173ZM90 171V170H89ZM23 172H25V170L23 171ZM48 172V171H47ZM8 173V172H7ZM29 173H31V171H29ZM33 173V172H32ZM31 173V174H32ZM39 173H35L36 175H38ZM70 173H72V175H69ZM89 173H91V172H89ZM5 174V176H6V172L4 173ZM9 174H10V172H9ZM16 174H18V172L16 173ZM39 174V175H40ZM79 175H80V177H81V174L80 173H78ZM99 174V173H98ZM13 175H14V173H13ZM26 175H28V174H26ZM26 175H25V178H26ZM30 175V174H29ZM34 175V174H33ZM58 175V174H57ZM87 175V174H86ZM125 175H123V172L120 174V176L121 177H123V176H125ZM129 175V174H128ZM8 176H11V174L10 175H8ZM15 176V175H14ZM32 176V175H31ZM43 176H44V173H43ZM43 176H39L38 178H39V180H38V182L39 183H45L44 182V179H49V177L46 175V173H45V177L43 178ZM59 176H63V175H59ZM59 176H56V177H58L59 178ZM71 176V177H70ZM91 175H88V177H90ZM7 177V176H6ZM6 177H4V178H6ZM17 177V176H16ZM16 177H14V178H16ZM22 177H24V174L23 175H21V178ZM30 177V176H29ZM26 178L25 179V182H27V186L29 185L30 186V190L27 188V186H26V189H27V191H29V192H32L33 191V189H31V187H32V184H33V182H31V181H33V180H37L38 178H36L35 176H34V178L33 179H31V178ZM53 177H52V179H53ZM55 177V178H56ZM64 177V176H63ZM71 179H70V178ZM76 177L77 176H75V178L73 177V179H72V181H71V183H73V180H74V182H75V184H76V182L78 181V179L80 178H78V179H76ZM128 176H126L125 178H127ZM3 178V177H2ZM11 178V177H10ZM9 178V179H10ZM12 178H13V176H12ZM20 178V177H19ZM82 178V177H81ZM86 178V177H85ZM84 178V179H85ZM92 178V177H91ZM94 178V177H93ZM8 179V180H9ZM87 179V178H86ZM85 179V180H86ZM4 180H6V179H4ZM11 180V179H10ZM9 180V181H10ZM50 180H51V178H50ZM62 181H60L59 180V184L61 183L62 185H63V179H61ZM65 180V181H66ZM69 180V181H68ZM83 180V179H82ZM215 180H216V182L218 183V184H215V186H214V188H212L211 187V182L212 181H214L215 182ZM2 182H3V179L1 180ZM0 181V182H1ZM14 181V180H13ZM16 181V185H14L15 184V182H12V184L10 183H8L6 186H8V185H11V187H13V188H15L14 190L12 189V192L13 191H15V190H18L17 188H19V186H17V184L18 185H21V181H19V180H15ZM52 181V183H53V180H51ZM56 181V180H55ZM54 181V182H55ZM58 181V180H57ZM64 181V184H66L67 182H65ZM96 181V180H95ZM106 181V180H105ZM8 182V181H7ZM35 182V181H34ZM79 182V181H78ZM77 182V183H78ZM85 182V181H84ZM89 182H90V180H89ZM39 183H38V185H39ZM70 183V182H69ZM92 183V182H91ZM184 183V182H183ZM2 184V183H1ZM0 184V185H1ZM3 184H6V183H4L3 182ZM35 184H37V182L35 183ZM49 184V183H48ZM51 184V183H50ZM81 184V183H80ZM84 184V183H83ZM86 184V183H85ZM89 184V183H88ZM93 184V183H92ZM91 184V185H92ZM37 185V186H38ZM42 185H45V184H42ZM54 185V184H53ZM52 185V186H53ZM73 185V184H72ZM71 185V186H72ZM90 185V184H89ZM222 185V184H221ZM5 186V185H4ZM16 186H17V188H16ZM22 186V185H21ZM33 188H35V187H37V186H35L34 184H33ZM52 186H51V189H52ZM56 186H58L57 184H56ZM55 186V187H56ZM67 186H68V188H70L71 186H69L68 184H67ZM80 185H78L77 186V184H76V187H79ZM92 186H94V185H92ZM91 186V187H92ZM2 187V186H1ZM39 187H40V185H39ZM46 187V186H45ZM59 187H60V185H59ZM5 188V187H4ZM3 188V189H4ZM9 189V186L8 187H6V189ZM47 188V187H46ZM57 188V187H56ZM104 188H105V186H104ZM22 189H23V187H22ZM50 189V190H51ZM109 189V188H108ZM107 189V190H108ZM5 190V189H4ZM10 190V189H9ZM8 190V191H9ZM32 190V191H31ZM49 190V189H48ZM97 190H99V189H97ZM110 190V189H109ZM221 190V189H220ZM1 191H3L2 189H1ZM20 191H21V189H20ZM20 191H18V193L20 192ZM23 191H24V189H23ZM47 191V190H46ZM80 191V190H79ZM84 192H85V188H84V190H83ZM125 191H126V189H125ZM191 191V190H190ZM189 191V200H190V198H191V192ZM212 191V194L210 195L209 193ZM10 192V194H11V191H9ZM76 192H77V190H76ZM95 191H94V188L93 189H91V188H88L87 189V191H86V193H94ZM1 193V192H0ZM18 193H16V192H14V194L15 195H17ZM25 193H26V191H25ZM28 193V192H27ZM32 193H34V191L32 192ZM38 191H36V194H33V195H35L34 197H32V198H35V197H38L37 195H38ZM67 193V192H66ZM83 193V192H82ZM81 193V194H82ZM105 193V192H104ZM3 195H4V192L2 193ZM9 194V196H11ZM13 194V193H12ZM20 194H22V193H20ZM40 194H42V193H40ZM49 194V193H48ZM51 194H54V193H51ZM51 194L49 195V197L51 196ZM76 194V193H75ZM81 194L78 192V195H80V197H81ZM90 194V195H91ZM8 195V194H7ZM23 195V194H22ZM25 195V194H24ZM28 194H26V196H27ZM30 195H31V193H30ZM32 195V196H33ZM45 195V194H44ZM56 195V194H55ZM60 195H61V193H60ZM90 195H88V196H86V197H89ZM108 198H116V203H114L115 205L114 206H112V208L113 209H111V210H109V213L107 214V221H108V228H109V230H110V228H111V230H112V233H114L113 232V230L116 232V230H118V231H122V230H124V228H123V225H124V222H115V220H114V216H115V214H117V213H119V212H122V211H124L125 213H126V215L130 218L131 216H129V215H131L132 214V212H131V210H130V207H131V205H132V203H133V201H132V199H131V197H130V195L129 196H127L126 195V192H125V194L124 195H121V194H118V195H114V194H112V193H106L105 194ZM210 195V196H209ZM14 196V195H13ZM21 197V195H17V198H16V196H15V200H17L18 199V197ZM29 196V195H28ZM53 197H54V195H52ZM64 196V195H63ZM4 197V196H3ZM39 197H40V195H39ZM43 197V196H42ZM42 197H40V199H39V202H37L38 200V198L37 199H35L36 201V204L39 206V204H41L42 202L44 203V207H43V209L44 210H46V209H48V210H50L51 211V213H54L53 211H55L54 209H52L51 208V206H53V205H51V206H48V205H50L53 201L52 200H59V201H61V199H59V197L56 199V197H55V199L54 198H52L51 200L49 199L48 201H50L51 203L49 204L48 202H46V200L48 199V196L46 197V196H44L43 198L44 199H46L45 200V202H44V199L42 198ZM102 197H104V194H103V196ZM101 197V198H102ZM0 198H2V197H0ZM8 198V197H7ZM31 198V197H30ZM41 198L43 199V201H40L41 200ZM51 198V197H50ZM73 198V197H72ZM71 198V199H72ZM83 198H84V195H83ZM82 198V199H83ZM90 198V197H89ZM105 198V197H104ZM151 198V197H150ZM208 198H209V200H208ZM210 198L212 199V200H210ZM10 199H12L11 197L9 198V200ZM14 199V198H13ZM65 198H63L62 199V201L64 200ZM81 199V198H80ZM106 199V198H105ZM105 199H101L102 201L103 200H105ZM152 199V198H151ZM6 200V199H5ZM8 200V199H7ZM6 200V201H7ZM19 200V199H18ZM17 200V201H18ZM20 200H22V199H20ZM26 201H27V199H25ZM32 199H30L29 201H31ZM67 200H70V199H66V200H64L65 202H67V206H65L66 205V203H65V205H64V203H63V205H58V206H56V207H58V208H55L56 209V211H57V209H59L60 211H61V206L63 207H66V208H68L69 206H68V204L70 203V202H68ZM74 200H76V199H74ZM73 200V201H74ZM86 200V199H85ZM2 201H4V200H2ZM12 201V200H11ZM29 201H28V203H29ZM63 201V202H64ZM79 201V200H78ZM208 201H209V203L210 204H208ZM242 202H240V206H241V208H243V206H244V202H243V199L241 200ZM9 202V201H8ZM7 202V203H8ZM13 202H14V200H13ZM19 202V201H18ZM34 202V203H35ZM57 202V201H56ZM82 202V201H81ZM100 202V201H99ZM98 202V203H99ZM105 202V201H104ZM5 203V202H4ZM6 203V204H7ZM12 203V202H11ZM16 203V202H15ZM27 203V202H26ZM31 203V202H30ZM33 203V202H32ZM31 203V204H32ZM33 203V204H34ZM42 203V204H43ZM55 203V202H54ZM73 204L75 203V202H72ZM72 203L71 204H69L70 206L72 205ZM80 203V202H79ZM103 203V202H102ZM13 204V203H12ZM17 204V203H16ZM24 204V203H23ZM23 204H22V207H23ZM47 204V205H46ZM58 204V203H57ZM56 204V205H57ZM62 204V203H61ZM1 205V204H0ZM18 205V204H17ZM30 205V204H29ZM36 205V206H37ZM55 205V204H54ZM74 205H76V204H74ZM73 205V206H74ZM83 205V204H82ZM82 205L80 206V207H82ZM93 205V204H92ZM102 205V204H101ZM150 207L151 208H153L154 209V207H155V203H153V201H151L150 202ZM208 205H210V208L208 207ZM8 206V205H7ZM11 206V205H10ZM12 206H14V205H12ZM11 206V208H13ZM20 206V205H19ZM25 206V205H24ZM45 206H47V208H45ZM77 206V205H76ZM79 206V205H78ZM99 206V205H98ZM98 206H97V208H98ZM104 206V205H103ZM4 207H5V205H4ZM18 207V206H17ZM22 207H20V208H22ZM30 207H32L31 205H30ZM72 207V206H71ZM80 207L78 208V209H80ZM95 207L96 206H93V209H95ZM99 207H101L102 208V206H99ZM7 208V207H6ZM15 208V207H14ZM19 208V209H20ZM28 208H29V206H28ZM40 208H42V205H40ZM66 208H64L63 210L65 211V216H70V215H72L71 213H69L70 211H69V208H68V211H66L67 209ZM83 208V207H82ZM84 208H85V206H84ZM100 208V209H101ZM105 209H106V211H107V209H108V207L106 208V207H104ZM160 208V207H159ZM3 209H5V208H3ZM18 209V208H17ZM23 209V208H22ZM25 209H26V206H25ZM34 209V207L32 208V210ZM72 209H74V207H72ZM78 209H75V211L77 210V213H78ZM86 209V208H85ZM85 209H82V210H84V211H86ZM103 209V208H102ZM105 209H104V211H102V210H100L101 212H105ZM10 210H14V209H10ZM37 210V208L35 209V211ZM39 210H41L42 211V209H39ZM70 210H71V208H70ZM99 210V209H98ZM97 210V211H98ZM8 211H9V208H8ZM12 211H10V212H12ZM17 211H19V210H17ZM55 211V212H56ZM64 211L63 212H61V213H63V215H64ZM83 211V212H84ZM97 211H95V215H96V217H99V214L97 215V213H100V212H97ZM22 213L21 214H23L24 212L23 211H21ZM26 212V211H25ZM28 212H29V210H28ZM28 212H26V214L28 213ZM44 212V211H43ZM67 212L70 214H68V215H66L67 214ZM71 212H72V210H71ZM73 212H74V210H73ZM72 212V213H73ZM80 212V211H79ZM82 212V211H81ZM82 212V213H83ZM6 213V212H5ZM9 213V212H8ZM13 213V212H12ZM45 213V212H44ZM103 213H100V214H103ZM131 213V214H130ZM134 213V212H133ZM11 214V213H10ZM16 214V213H15ZM15 214H13V215H15ZM46 214V213H45ZM74 214V213H73ZM76 214V213H75ZM80 214L81 213H79V216H80ZM18 215V214H17ZM23 215H25V213L23 214ZM28 215H30V213L28 214ZM33 215V214H32ZM54 215H56V214H54ZM85 215V214H84ZM87 215V214H86ZM94 215V216H95ZM111 216V218L109 217V219H108V216ZM7 216H9V214L7 215ZM11 216V215H10ZM22 215H20V217H21ZM27 216V215H26ZM45 216V215H44ZM64 216V217H65ZM75 216V215H74ZM77 216V215H76ZM90 216V219H91V217H93L92 215H89ZM137 216V215H136ZM2 217V216H1ZM13 217V216H12ZM15 217H17V216H15ZM18 217H19V215H18ZM30 217H31V215H30ZM38 217V216H37ZM47 217H49V216H47ZM56 217V216H55ZM63 217V218H64ZM83 217H85V216H83ZM101 217V216H100ZM104 217L106 218V216H105V213H104ZM132 217H134V215L132 214ZM22 218L23 217H21V218H19L20 220H22ZM27 218H28V216H27ZM27 218H23V219H27ZM40 218V217H39ZM51 218V217H50ZM53 219H54V217H52ZM60 217H58V219H59ZM87 218V217H86ZM85 218V219H86ZM95 217H93V219H94ZM187 218H190V219H192V215H188L187 216ZM187 218H185V219H187ZM10 219V218H9ZM13 219H14V217H13ZM38 219V218H37ZM43 219V218H42ZM46 218H44V221H46V222H52V221H54V220H56V219H51V220H48V218H47V220H45ZM76 219V218H75ZM88 219V218H87ZM96 219V218H95ZM98 219V218H97ZM96 219V220H97ZM136 219V218H135ZM134 219V220H135ZM189 219V220H190ZM218 219V218H217ZM216 219V220H217ZM6 220V219H5ZM17 220V219H16ZM29 220V222H30V220H32V219H27V221ZM82 220V221H81ZM81 222H83V223H85L84 222V220L81 218ZM34 220H32L31 221V223L33 222ZM43 221V222H44ZM87 221V220H86ZM103 221H104V223H106L105 222V219L103 218ZM140 221V220H139ZM188 221V220H187ZM6 222V221H5ZM9 222H11V221H9ZM13 223H14V221H12ZM11 222V223H12ZM16 222H18V220L16 221ZM20 222V221H19ZM88 222V221H87ZM86 222V223H87ZM89 222H90V220H89ZM91 222H92V224H91ZM91 222L90 223H87V224H91V225H95V223H93V220H91ZM132 222H134L133 221V218H130L129 220H128V224L129 223H132ZM207 222V223H206ZM24 223V222H23ZM23 223H21L22 225H23ZM31 223H29V224H31ZM33 223H37L36 225H40L41 226V221L40 222H33ZM40 223V224H39ZM45 223V222H44ZM47 223V224H48ZM52 223H55V222H52ZM58 223H59V221H58ZM60 223H61V221H60ZM126 223V224H127ZM25 224V223H24ZM64 224V223H63ZM87 224H86V226H87ZM123 224V225H122ZM15 225V224H14ZM35 225V224H34ZM43 225H45V224H43ZM48 225H50V224H48ZM47 225V226H48ZM56 225V224H55ZM61 225H62V223H61ZM85 225V224H84ZM132 225V224H131ZM19 226V225H18ZM25 226V225H24ZM39 226V227H40ZM46 226V225H45ZM52 226V225H51ZM54 226V225H53ZM53 226H52V229H53ZM85 226V227H86ZM216 226V227H215ZM238 226H241V224L240 225H238ZM1 227V226H0ZM8 227V226H7ZM21 227V226H20ZM19 227V228H20ZM23 227V226H22ZM21 227V228H22ZM32 227H33V224H32ZM36 227V229L34 228V230L36 231H34L35 233V235L36 236H41L40 234H41V232L43 231V229L44 228H42V227H37V226H35ZM78 227V226H77ZM82 227V226H81ZM2 228V227H1ZM6 228V227H5ZM5 228H3V229H5ZM9 228H11V227H9ZM33 228H31L30 227V229L29 230H33ZM37 228H38V230H37ZM41 228H42V230H41ZM88 228V227H87ZM90 228V227H89ZM128 228V227H127ZM16 229L18 230V227H16ZM47 229V228H46ZM55 229V228H54ZM61 229H63L62 227H61ZM65 229V228H64ZM63 229V230H64ZM76 230H77V228H75ZM83 229H84V227H83ZM86 229V228H85ZM16 230V231H17ZM21 230V229H20ZM41 230V231H40ZM50 230V229H49ZM62 230V231H63ZM68 230V229H67ZM107 230V229H106ZM108 230V231H109ZM110 230V231H111ZM126 230V229H125ZM131 229L129 228V230H127V231H129L130 233H131V231H130ZM132 230H134V229H132ZM218 230V229H217ZM216 230V231H217ZM22 231V230H21ZM23 231H25V230H23ZM53 231V230H52ZM55 231V230H54ZM60 230L58 229V234H60L61 233V231L59 232ZM65 231H66V229H65ZM75 231V230H74ZM73 231V232H74ZM78 232H79V230H77ZM83 230H82V228H81V230H80V232H82ZM107 231V232H108ZM212 231H213V234H212ZM215 231V232H216ZM30 232H32V231H29V234L30 235H32V233H30ZM44 232H46V231H44ZM56 232V231H55ZM77 233V234H81V233ZM87 232H88V230H87ZM107 232H105V233H107ZM129 232H128V235H130L131 236V234H129ZM133 232V231H132ZM48 233H49V231H48ZM65 233V232H64ZM67 233V232H66ZM76 233V232H75ZM105 233H103V234H105ZM109 233V232H108ZM119 233H121V232H119ZM123 233V232H122ZM121 233V234H122ZM184 233V232H183ZM183 233H179V234H183ZM23 234V233H22ZM27 234H28V232H27ZM44 234V233H43ZM43 234H42V236H43ZM46 234V233H45ZM45 234H44V237H45ZM52 234V233H51ZM87 234V233H86ZM102 234V235H103ZM116 233H114L112 236L114 237H118L117 236V234L115 235ZM126 234H127V232H126ZM35 235H32V237L33 236H35ZM53 235H54V233H53ZM52 235V236H53ZM66 235V234H65ZM72 235H74V234H72ZM108 235H110L111 236V234H105V236H103L104 238H106V239H104V241L106 240V244L104 245L105 246V249H106V245H108V246H110V244H112L113 243V241L116 239H114L113 240V238L111 239H109V237H107ZM118 235H120V234H118ZM123 235H125V232L123 233ZM186 235V234H185ZM214 235H216V234H214ZM18 236H19V233H18ZM35 236V237H36ZM51 236V235H50ZM50 237V238H53V237ZM54 236H56V235H54ZM60 237H61V235H59ZM59 236H57L58 238H59ZM67 236V235H66ZM83 237L85 236V233L82 235ZM121 236V235H120ZM212 236V237H211ZM21 237V236H20ZM19 237V238H20ZM44 237H41V239L39 240L38 239V241H41L40 242V244L42 243V240L43 241H45L44 239ZM56 237V238H57ZM69 238H66V239H71L70 237H72V236H68ZM78 237V236H77ZM76 237V238H77ZM82 237V238H83ZM127 237V236H126ZM185 238H183V235H181L180 236V240H181V242L182 243H184V245H185V248H186V243H187V237L186 236H184ZM13 237H11V239H12ZM17 238V237H16ZM22 239L24 238V237H21ZM44 238V239H43ZM46 238H48V236L46 237ZM46 239V241L48 242L49 240H51V239ZM55 238V237H54ZM55 238V239H56ZM75 238V237H74ZM75 238V239H76ZM81 238V239H82ZM108 238V239H107ZM159 238V237H158ZM161 238V237H160ZM22 239H20V240H22ZM28 239H29V237H28ZM30 239H31V237H30ZM32 239H34V238H32ZM65 239V238H64ZM63 239V240H64ZM83 239H85V237L83 238ZM130 239V238H129ZM155 239H156V237H155ZM19 240V239H18ZM18 240H17V242H18ZM27 240V239H26ZM25 240V241H26ZM37 240V239H36ZM71 240H73V238L71 239ZM70 240V241H71ZM8 241V240H7ZM11 241V240H10ZM24 240L22 241V243L23 242H25ZM45 241V242H46ZM76 241H77V239H76ZM75 241V242H76ZM84 241H88L87 240V238H86V240H84ZM103 239L101 240V243L100 244H102L103 242ZM159 241V240H158ZM163 241H165L164 239H163ZM215 241V242H214ZM12 242H13V240H12ZM20 242V241H19ZM35 242V241H34ZM44 242V243H45ZM67 242V241H66ZM80 242V241H79ZM156 242H157V239H156ZM162 242V241H161ZM29 243V245H30V243L31 242H28ZM35 243H38L37 241L35 242ZM50 243V242H49ZM63 243H65V242H63ZM69 243V242H68ZM83 243V245H85V247L83 248H81L80 246L82 245L81 243H80V251L83 249H87V247H86V245L88 244H84V242H82ZM10 244V243H9ZM13 244H14V242H13ZM26 244H27V242H26ZM39 244V245H40ZM72 245H71V249H72V246H73V243H71ZM22 245V244H21ZM28 245V244H27ZM32 245H34V244H32ZM42 245H44L43 243H42ZM46 245H47V243H46ZM45 245V246H46ZM49 246H50V244H48ZM79 245V244H78ZM82 245V246H83ZM15 246H17V245H15ZM15 246H13L14 247V249L16 250L17 249V247L19 246H17V247H15ZM35 246V245H34ZM48 246V247H49ZM74 246H76V245H74ZM8 247V246H7ZM12 247V246H11ZM29 247V246H28ZM39 247H41V246H38V248ZM44 247V246H43ZM48 247H45V248H48ZM60 247V246H59ZM62 247V246H61ZM88 247H89V245H88ZM29 248H31V247H29ZM37 248V249H38ZM45 248H41V250H42V252H44L43 251V249H45ZM50 248V247H49ZM51 248H52V246H51ZM64 248V247H63ZM74 248V247H73ZM78 248V247H77ZM100 248H104V247H100ZM99 248V249H100ZM10 249V248H9ZM24 249V248H23ZM22 249V250H23ZM27 249V248H26ZM26 249H25V251H26ZM75 249V248H74ZM79 249V248H78ZM78 249H76V250H78ZM95 250H97L96 252V254H98V256L100 257H98L99 259H97L96 260V256H94L93 257V259H92V256H88V257H90V258H88V260L90 259V261L92 260L93 261V263H94V261H97V262H95L94 264H98V262L100 261V259L102 258L101 256H100V252L101 251H99L98 252V249L95 247L94 248ZM110 249H112V247L110 248ZM109 249V250H110ZM15 250H13V249H11V251L10 250H8V253H7V251L6 252H4V251H0V264H9V262H10V260L11 259H9L10 258V256H11V253H12V255H13V253L15 252V253H17ZM18 250H19V247H18ZM17 250V251H18ZM21 250V249H20ZM30 250V249H29ZM31 250H36L35 248H31ZM45 250H48V249H45ZM57 250V249H56ZM62 250V249H61ZM82 250V251H83ZM91 249H89L88 248V250L87 251H90ZM101 250V249H100ZM114 250H115V248H114ZM52 252L53 253V251L50 249L49 251H47V252ZM81 251V252H82ZM103 251V250H102ZM106 251V250H105ZM108 251V250H107ZM113 251V249L112 250H110V252H112ZM37 252H39V250H37ZM36 251H35V253H37ZM55 253H56V251H54ZM74 253L75 252H77V251H73ZM83 252H85V250L83 251ZM83 252H82V255H83ZM109 252V253H110ZM10 253V254H9ZM29 253L31 254V252L29 251ZM45 253H46V251H45ZM59 253V252H58ZM57 253V254H58ZM61 253V252H60ZM78 253H80L79 252V250H78ZM89 253V252H88ZM90 253H91V251H90ZM95 253V252H94ZM108 253V252H107ZM114 253V252H113ZM127 254H128V252H126ZM18 254V253H17ZM21 254H22V252H21ZM20 254V255H21ZM24 254V253H23ZM26 254H28L27 252H26ZM30 254H28V255H30ZM33 255H35L34 253H32ZM41 254V253H40ZM56 254V255H57ZM61 254H63V253H61ZM106 254V252L104 253V255ZM112 253H110V255H111ZM152 254V253H151ZM10 255V256H9ZM27 255V256H28ZM37 255H39L38 253H37ZM43 255H45L44 253L42 254V256ZM46 255H48L47 253H46ZM49 255H52V258H53V260H52V258H51V260L48 258H46V259H44V257H42V259H40V261H38V260H36V259H38L37 257H36V261L37 262H35V260H34V262H35V264H37V263H39V264H46V260H48V262H47V264H49L50 262H49V260L52 262H55V263H58V261L56 262V261H54V257L55 256H53V254H50L49 253ZM102 255H103V253H102ZM149 255H150V253H149ZM153 255V254H152ZM151 255V256H152ZM14 256V260H15V257H16V254L15 255H13ZM19 256V255H18ZM23 257H21L20 259H22V258H26L25 256L26 255H22ZM40 256V255H39ZM60 256V255H59ZM62 256V255H61ZM75 256V255H74ZM73 256V257H74ZM84 256V255H83ZM108 256H109V254H108ZM107 256V257H108ZM124 256V255H123ZM34 257V256H33ZM46 257V256H45ZM49 257V256H48ZM63 257H64V255H63ZM68 258H70L69 257V255L67 256ZM75 257H77V256H75ZM86 257H87V255H86ZM104 257V259L105 258H107V257H105V256H103ZM12 258V257H11ZM17 258H19V257H17ZM28 258H32V257H29L28 256ZM40 258V257H39ZM64 258H66V255H65V257ZM68 258H66V259H68ZM95 258V259H94ZM152 258V257H151ZM19 259V260H20ZM34 258H32V260H33ZM45 260L43 263H42V261L41 260ZM55 259H56V257H55ZM60 260L61 258H57V260ZM71 259V258H70ZM80 259V258H79ZM108 259V258H107ZM28 260V259H27ZM31 260V261H32ZM64 260V259H63ZM62 260V261H63ZM72 260V259H71ZM70 260V261H71ZM78 260V259H77ZM86 260V259H85ZM102 260H103V258H102ZM106 260V259H105ZM105 260L104 261H100V262H105ZM16 261H18V260H16ZM23 261V260H22ZM25 261V260H24ZM61 261V260H60ZM69 261V260H68ZM91 261V262H92ZM107 261V260H106ZM181 262L183 261V259L182 260H180ZM179 260H178V262H180ZM26 262V261H25ZM34 262L32 263V264H34ZM65 262V261H64ZM72 262V261H71ZM74 262V261H73ZM84 262V261H83ZM83 262H81V263H83ZM91 262H89V263H91ZM55 263H53V264H55ZM68 263V262H67ZM67 263H65V264H67ZM93 263H91V264H93ZM18 264V263H17ZM24 264V263H23ZM51 264V263H50ZM68 264H70V263H68ZM99 264H101V263H99ZM104 264V263H103ZM106 264H107V262H106Z\"/></svg>",
  "mask_w": 264,
  "mask_h": 264
}]
</instances>
